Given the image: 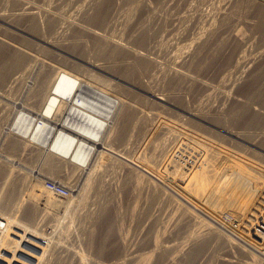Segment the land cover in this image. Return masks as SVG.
Returning a JSON list of instances; mask_svg holds the SVG:
<instances>
[{"label":"bare ground","instance_id":"bare-ground-1","mask_svg":"<svg viewBox=\"0 0 264 264\" xmlns=\"http://www.w3.org/2000/svg\"><path fill=\"white\" fill-rule=\"evenodd\" d=\"M174 1V0H173ZM179 1V0H178ZM188 0H180V4L181 2H187ZM229 3L233 2L232 4H234L235 0H228ZM237 1V0H236ZM239 1V0H238ZM236 2L239 3V2ZM242 2H246L248 3V7H249V12H250V8H252L254 6V9L257 8V10H259V15H261V17H264V0H240ZM152 0H50V1H46V0H0V88L5 89V90H9L10 91H15L16 94L17 92L21 93V91L24 90V94H26L27 98L25 97V100H22V104H18L16 106H19L18 109H16V111H14V115L12 116L14 118H12L13 120H10V128H8L7 133L8 134H13L14 140L11 141L10 143V147L11 149H16L18 147H26L30 144L35 147L32 148V150L37 151L40 155L43 156L44 158V163L43 160L41 161V163H43L45 165L46 168V173L42 175V177H39L34 180H32V183L35 182L37 185H39V187L33 183V185L36 186L35 190L39 188L38 193L35 196L34 201L32 202V205H30L31 208H29L30 210H28V213L26 214L28 217H26L28 220H35L34 219V214L36 213V210H42L41 206L45 203L49 204V200L50 198L54 197L56 195V197H59V195L57 196L56 192H53L52 190H50L47 186L46 183H44V178L47 177V175L51 172H54L53 169L55 168V164L56 162L58 163L59 166L65 167L67 166V164H71L72 168H70V171L65 173L67 174V176L69 177H74L76 174L82 175L80 174L82 171H89V168H93L95 167V165L97 164L96 162L99 160V158H102V154H106V155H111L112 157H114L117 162V160L120 162L119 164H122L123 167H127L131 172H135V170L137 171V169H139L138 171H140V168H142V165L138 164L136 161H133L132 159L126 158V156H123L122 154V150L123 149H119L118 147H123L125 146L124 144H126V142L128 141V138L130 140L131 137H129V125L131 126L132 124L134 125V128H136V131L139 133V135H144L145 136H149L152 133H162L165 130V133H176L179 132L180 130H182L181 132H183L184 129H187V132L185 135H181L182 138L183 136H186L184 138V147L185 148H190L191 144L193 142H191L190 140L192 139H196V140H201L203 139V137L197 136L194 133H192L186 126H191L190 122L189 125L187 124L186 126L184 125L183 122H172L169 123V121L165 122L162 120V122L160 125H157V127H153V126H147V125H151V123L146 124L147 120H148V115L145 114H141V115H137L138 112H140L139 110H141L142 108L139 109L136 108L134 111L132 110V105L135 102L134 100V96H133V92L132 90H140L144 91L145 93L151 95L154 98V101L156 103H172L173 105H175V102H181V100L179 99L180 97L177 96V94L175 93V91L182 89L183 86L186 85V83L191 82V84L194 87L199 88V90H203V92L206 93V96H210L212 94H215L213 92H215L217 90H219V97H220V101H222V105L224 106V103L229 102L232 106L234 107H239L237 109H239V112L241 111V109L244 107H249L252 109H258L260 107H256L255 105H259V103H262L260 105H264V77H258V73L260 72L261 68L264 67V51H259L258 50V54L256 55H252V54H245V55H240V54H236L235 56H233L232 58L230 57V60L228 61L229 63H227V65L224 67L225 70L228 71V73H226L224 76L221 75V72H219L216 75L217 82H211L210 80L213 79L211 78L209 79H205V77H201L199 75V73L193 74L192 71H190V67L192 68L191 65H195V68H202V56L206 55L203 54L205 52L206 49L209 45V35H212L211 33H209V35L206 37H204V35L202 34V32L198 31L199 34L197 36H195L192 40H190L189 42L183 43L184 40L187 39V31L185 32L184 30L180 29L181 31H183V33H179V36L181 34V38H179L180 40L177 41V43H174V39L173 41H171V37L173 38L174 36V29L172 28V30L169 32L167 31L168 29L165 28V25H168L167 18H162L161 14H160V10H165L167 9V7L170 5L169 2H171L170 0H154L153 3H151ZM206 2V1H205ZM217 2V1H216ZM215 2V3H216ZM241 2V3H242ZM175 3V2H174ZM173 3V4H174ZM224 3V2H223ZM240 3V4H241ZM12 4L13 6V10H11V12L7 11L6 7L7 5ZM180 4L176 5L179 6ZM185 4V3H184ZM188 4V2H187ZM245 4V3H244ZM230 5V4H229ZM247 5V4H245ZM66 6H68L69 8H65ZM172 6V2L171 5ZM182 6V5H181ZM211 6V5H210ZM227 6V5H226ZM234 6V5H233ZM231 6V8L233 7ZM236 6V5H235ZM239 6V5H238ZM242 6V4H241ZM241 6H239V8H241ZM229 7V6H228ZM227 7V8H228ZM237 7V6H236ZM235 7V8H236ZM247 7V8H248ZM172 8V7H171ZM221 8V7H220ZM234 8V9H235ZM238 8V10H239ZM244 7H242L243 9ZM246 8V9H247ZM12 9V8H11ZM128 9L129 10V14L128 16L124 17L123 13L124 10ZM225 9V8H224ZM230 9V8H228ZM233 9V8H232ZM231 9V10H232ZM242 9H240L242 11ZM245 9V10H246ZM126 10V11H128ZM188 10V9H187ZM239 11V12H241ZM247 11V10H246ZM255 11V10H253ZM174 12V11H173ZM192 12V11H191ZM201 12V11H200ZM226 13V10L224 11ZM222 12V13H224ZM238 11L235 12V14H238L240 16H242V14L237 13ZM243 12V11H242ZM163 13V12H162ZM188 13V12H187ZM214 13V12H213ZM230 13V12H229ZM227 12V14L230 17V20L232 21L233 18H235L236 16L233 15V13L229 14ZM248 13V12H247ZM246 13V14H247ZM126 14V13H125ZM169 14V13H168ZM206 14V13H205ZM258 14V12H257ZM180 15V14H179ZM178 15V16H179ZM215 15V14H214ZM224 15V16H225ZM231 15V16H230ZM182 16V15H181ZM180 16V17H181ZM185 16V15H184ZM190 16V15H189ZM244 16V15H243ZM177 17V16H175ZM186 17V16H185ZM201 14H194V16L192 17V15L189 17L190 19V24L193 25V23H195L196 20L200 21ZM203 17V16H202ZM223 17V16H222ZM226 17V16H225ZM223 17V18H225ZM246 17V16H244ZM243 17V19H244ZM184 18V17H183ZM232 18V19H231ZM237 18V17H236ZM175 19V18H174ZM172 19L170 22H173ZM180 19V18H179ZM188 19V18H187ZM218 19V18H217ZM222 19V18H221ZM227 19V17H226ZM225 19V20H226ZM229 19V18H228ZM240 19V17H239ZM259 19L261 20L262 18L259 17ZM177 20V19H176ZM182 20V19H180ZM188 20V21H189ZM195 20V21H193ZM225 20H223L225 22ZM241 20V19H240ZM246 20V19H244ZM248 20V19H247ZM259 20V21H260ZM178 21V20H177ZM191 21L193 23H191ZM198 21V22H199ZM214 21V20H211ZM256 21V20H255ZM264 21V20H263ZM99 23L98 27H96L97 25L95 24ZM169 22V21H168ZM179 22V21H178ZM203 22V21H202ZM217 22V20H216ZM228 22V21H227ZM226 22V23H227ZM234 22V21H233ZM251 22V21H250ZM93 23L95 24V26H93ZM167 23V24H166ZM181 23V22H180ZM184 23V22H183ZM182 23V24H183ZM187 23V22H186ZM204 23V22H203ZM206 23V22H205ZM212 23V22H210ZM230 23V22H228ZM227 23V24H228ZM172 24V23H171ZM188 24V23H187ZM214 24V22L212 23ZM212 24H210L211 26H213ZM235 24V23H234ZM185 25V23H184ZM216 25V24H215ZM221 25V24H220ZM226 25V24H225ZM174 26V25H173ZM179 26V25H178ZM187 26V25H186ZM195 26V24H194ZM197 26V25H196ZM202 26V25H201ZM205 26V25H203ZM209 26V24H208ZM227 26V25H226ZM231 26V25H230ZM229 26V27H230ZM167 27V26H166ZM169 27V26H168ZM189 27V26H188ZM219 27V26H218ZM234 27V26H233ZM246 27V26H245ZM263 27V26H262ZM191 28V26H190ZM189 28V29H190ZM194 28V27H193ZM197 28V27H195ZM209 28V27H208ZM211 28V27H210ZM221 28V27H220ZM226 28V27H225ZM236 28V27H235ZM235 34H234V38L235 41H237L239 44H244L247 39L246 36H244L243 30L242 28L240 29H235ZM184 29V27H183ZM188 29V28H187ZM188 29V30H189ZM200 29V28H199ZM214 29V28H213ZM217 29V27L215 28ZM228 29V28H227ZM233 29V28H232ZM231 29V30H232ZM261 29V28H260ZM166 30V31H165ZM177 30V29H176ZM206 30V28L204 29ZM208 30V29H207ZM230 30V29H229ZM230 30V32H231ZM259 30V29H258ZM264 30V29H263ZM165 31L166 34H164L163 36L167 37V35L169 36V40L170 42L174 43V45L172 46V48L169 46L168 49L169 51H165V44L163 41V44L161 45V47L164 45V54L162 55L161 52L162 50L159 49L160 47V42H161V38L162 36V32ZM180 31V32H181ZM217 31V30H215ZM189 32V31H188ZM210 32V31H209ZM213 33V35H215L216 32L211 31ZM219 33V32H218ZM217 33V34H218ZM234 33V32H233ZM208 34V33H207ZM223 34V33H222ZM249 34V33H248ZM173 35V36H172ZM176 35V34H175ZM195 35V33H194ZM221 35V34H220ZM171 36V37H170ZM231 36V37H232ZM261 36V35H260ZM163 37V38H164ZM165 37V38H166ZM177 38V37H176ZM211 39V36H210ZM214 39V38H213ZM229 39V38H228ZM89 40H91L93 42V44L95 45H90V46H95L96 49L101 51V56L102 58L97 59L95 62L91 61L90 63H88V65H90V69L92 68V70H98V71H102L104 73H106L107 75H109L111 77L110 78H106L103 76L98 75L97 73L93 72L92 70L89 69H85V68H78L77 66L75 67V69H68L66 67V62L57 57L60 54H57L59 52H66L68 51V49H70L71 47L77 45L82 47H86L89 43ZM168 40V39H167ZM167 40H165V43H169L166 42ZM90 41V42H91ZM230 41V40H229ZM256 41V40H255ZM236 42V43H237ZM228 43V42H226ZM262 43V42H261ZM92 44V43H91ZM256 44V43H255ZM159 45V46H158ZM169 45V44H168ZM171 45V43H170ZM226 45V44H225ZM231 45V44H230ZM236 45V44H235ZM241 46V45H239ZM248 46V45H247ZM252 46V45H251ZM264 46V45H263ZM214 47V46H213ZM210 48L213 50L214 48ZM237 47V45H236ZM260 47V46H258ZM76 48V47H75ZM192 48V49H191ZM219 48V47H217ZM221 48V47H220ZM231 48V47H230ZM85 51V49H84ZM91 51V50H90ZM99 51V52H100ZM210 51V50H209ZM212 52V51H211ZM215 52V51H214ZM246 53V51H245ZM254 53V52H253ZM210 54V53H208ZM212 54V53H211ZM242 54V53H241ZM263 55V58L261 60H257L258 56ZM207 56V55H206ZM231 56V55H230ZM205 57V56H204ZM220 57V56H219ZM222 57V56H221ZM89 58V57H88ZM161 58L163 59V61L161 60ZM211 58V57H210ZM81 60V59H80ZM88 60V59H87ZM84 60V61H87ZM164 60L166 62H164ZM205 60V58H204ZM207 60V59H206ZM75 61V60H74ZM83 61V60H82ZM90 61V60H89ZM219 62V61H218ZM208 63V61H207ZM217 63V62H216ZM225 64V63H224ZM208 66V65H207ZM215 66V65H214ZM222 66V65H221ZM87 67V66H85ZM204 67V65H203ZM211 67V66H209ZM231 67V68H230ZM228 68H230L228 70ZM193 69V68H192ZM194 70V69H193ZM198 70V69H197ZM207 69L205 68V71ZM223 70V69H222ZM223 70V71H225ZM264 70V69H263ZM204 71V70H203ZM208 71V70H207ZM212 71V70H211ZM194 72V71H193ZM198 72V71H197ZM217 72V71H216ZM202 73V72H201ZM237 76V78H233V81L230 80L231 77L229 76V74H234ZM205 74V73H204ZM208 74V73H207ZM263 74V73H262ZM202 75V74H201ZM242 75V76H241ZM261 75V74H260ZM206 76V75H205ZM210 76V75H209ZM263 76V75H262ZM156 77H161L165 80V82H167V88L163 89V92L160 93H155L152 86H151V82H153V79ZM230 77V78H228ZM239 77V78H238ZM210 78V77H209ZM262 78V79H261ZM157 79V78H156ZM160 80V79H159ZM244 80V81H243ZM243 81V85L242 82ZM155 82V81H154ZM160 83V82H159ZM158 83V84H159ZM190 84V85H191ZM155 85V84H154ZM153 85V86H154ZM158 86V85H157ZM155 86V87H157ZM160 86V84H159ZM154 87V88H155ZM132 88V89H131ZM156 89V88H155ZM159 90V88H157ZM235 89V94L231 93L233 90ZM162 90V88H161ZM14 92V93H15ZM216 92V94H217ZM3 93V92H2ZM19 93V94H20ZM175 93V94H174ZM184 93V92H183ZM4 94V93H3ZM7 94V93H6ZM11 96L13 95L10 92ZM18 94V95H19ZM202 94V93H201ZM232 94V95H231ZM15 95V94H14ZM200 95V94H199ZM6 96V95H5ZM23 96V95H21ZM20 96V97H21ZM25 96V95H24ZM205 96V95H204ZM216 96V95H215ZM182 97V96H181ZM184 97V96H183ZM200 97V96H199ZM209 97V98H210ZM6 98V97H5ZM14 98V97H11ZM201 98V97H200ZM203 98V97H202ZM206 98V97H205ZM9 99V98H8ZM24 99V98H23ZM188 99V98H187ZM215 99V98H214ZM210 100V99H209ZM217 100V99H216ZM1 101V100H0ZM14 101V100H13ZM17 101V100H16ZM144 102V101H142ZM210 102V101H209ZM212 102V101H211ZM215 102V101H214ZM15 103V102H14ZM141 103V102H140ZM2 104V101H1ZM6 104V102L4 103ZM16 104V103H15ZM206 104H208L206 102ZM181 105V104H180ZM204 105V104H203ZM217 105V104H216ZM221 105V104H220ZM221 105V106H222ZM227 105V104H226ZM5 106V105H4ZM8 106V105H7ZM182 106V105H181ZM210 106V105H209ZM228 106V105H227ZM230 106V105H229ZM161 107V106H160ZM231 108L233 109V112L235 110V108ZM219 108V107H218ZM217 108V106H210L209 110L206 109V112H199V113H193V112H189L188 110L186 111V113H188L189 115H197L198 118H200L203 121H205L206 123H211L213 121H218V123H220L219 121H221L222 115H224V111L223 112H219V109ZM230 109V107H227L226 109ZM241 108V109H240ZM243 108V109H244ZM263 108V107H262ZM5 109V108H4ZM7 109V108H6ZM139 109V110H138ZM225 109V106L224 108ZM225 109V111H226ZM242 109V112H243ZM8 110L12 111L11 109L8 108ZM15 110V109H13ZM208 110V112H207ZM222 110V109H221ZM220 110V111H221ZM253 110V111H254ZM261 110V109H259ZM7 111V110H6ZM202 111V110H201ZM252 111V110H250ZM262 111H264V109H262ZM16 112V113H15ZM238 112V111H237ZM249 112V110L247 111ZM256 112V111H255ZM261 112V111H259ZM7 114L10 112H6ZM160 113V112H159ZM162 113V112H161ZM252 113V112H249ZM257 115L260 116V114H258V112H256ZM12 114V113H11ZM140 114V113H139ZM158 114V113H157ZM227 114V113H225ZM232 112L230 113L229 116L236 114H232ZM240 114V113H239ZM238 114V115H239ZM1 115V114H0ZM4 115V112H3ZM164 115V114H163ZM243 115L245 117V114L243 112ZM242 115V116H243ZM251 116V114H247L246 116ZM256 115V114H255ZM252 116V120L259 121V118L257 115L256 116ZM262 115V114H261ZM10 116V115H9ZM160 116V114H159ZM248 116V117H249ZM263 116V115H262ZM261 116V117H262ZM5 117V116H4ZM3 117V118H4ZM7 117V116H6ZM138 117V122L134 121L136 118ZM161 117V116H160ZM167 117V116H165ZM188 117V116H187ZM233 117V116H232ZM241 117V116H240ZM239 117V118H240ZM243 117V118H244ZM264 117V116H263ZM11 118V117H10ZM154 118V116H153ZM168 118V117H167ZM223 118H225L223 116ZM222 118V119H223ZM231 118V117H230ZM236 118V117H235ZM242 118V117H241ZM246 118V117H245ZM244 118V119H245ZM5 119V118H4ZM2 119V120H4ZM8 119V118H6ZM5 119V120H6ZM139 119L142 121V123H139ZM160 119V118H158ZM188 119V118H187ZM193 119V118H192ZM248 118H246L245 120H247ZM256 119V120H255ZM4 120V121H5ZM154 120V119H153ZM153 120H151L153 122ZM169 120V119H168ZM195 120V119H194ZM224 120V119H223ZM222 120V122H223ZM226 120V119H225ZM233 120V118H232ZM239 121V119H237ZM262 120V118H261ZM7 123L9 122L8 120H6ZM5 121V122H6ZM159 121V120H158ZM184 121V120H183ZM193 121V120H192ZM234 121V120H233ZM236 121V120H235ZM242 121V120H241ZM244 121V120H243ZM242 121V122H243ZM149 122V121H148ZM155 122V121H154ZM159 122V123H160ZM200 122V121H199ZM225 122V121H224ZM250 122V121H249ZM249 122H247V124H249ZM144 123V124H143ZM194 123V121H193ZM198 125V122H196ZM205 123V125L207 126V124ZM264 122L262 121V124ZM155 124V123H153ZM216 124V123H215ZM221 124V123H220ZM227 124V123H225ZM220 125V127H222L223 125ZM259 127H260V121L259 123ZM261 124V125H262ZM156 125V124H155ZM194 125V124H193ZM201 124H199L198 127ZM204 125V124H203ZM204 125V126H205ZM217 125V124H216ZM245 125V124H244ZM189 126V128H191ZM219 126V125H218ZM228 126V125H227ZM225 126V127H227ZM247 125H245L246 127ZM258 126V125H257ZM264 126V125H263ZM198 127H195V129H200ZM209 126L206 127V130H208ZM217 127V128H220ZM224 127V126H223ZM224 127V128H225ZM258 127V128H259ZM131 128V127H130ZM202 128V127H201ZM223 128V129H224ZM264 128V127H263ZM193 129V127H192ZM203 129V128H202ZM202 129L201 132H202ZM211 129V128H210ZM214 128H212L211 130H213ZM226 129V128H225ZM262 129V127H261ZM205 130V132H206ZM227 130V129H226ZM185 131V130H184ZM198 132H200L199 130H196ZM216 131V130H215ZM231 131V130H230ZM197 132V133H198ZM204 132V131H203ZM204 132V134H205ZM208 132V131H207ZM233 132V131H232ZM243 132V131H241ZM249 132V131H248ZM247 132V134H248ZM177 133V134H179ZM196 133V132H195ZM210 133V131H209ZM216 133V132H215ZM214 132H212L211 137L214 138L213 134H215ZM237 133V132H236ZM244 133V132H243ZM242 133V134H243ZM250 133V132H249ZM259 133V132H258ZM262 133V132H261ZM264 133V130H263ZM262 133V134H263ZM11 134L9 135V137L11 136ZM173 134V135H174ZM202 134V133H201ZM230 134V133H229ZM162 135V134H161ZM206 135V134H205ZM216 135V134H215ZM231 135V134H230ZM239 135V134H237ZM246 135V133H245ZM8 136V135H7ZM217 136V135H216ZM221 136V135H220ZM234 136V135H233ZM241 136V135H240ZM244 136V135H243ZM251 137H253L252 135H250ZM264 135H260L259 137H261ZM141 137V136H139ZM175 137V136H174ZM210 137V136H209ZM246 137V136H245ZM249 136H247L246 138H248ZM250 137V138H251ZM257 137V135H255V138ZM4 138V137H3ZM146 138V137H145ZM142 138L140 139V141L144 142V139ZM161 138V137H160ZM158 138V139H160ZM169 138V137H168ZM173 138V137H172ZM262 138V137H261ZM178 139V138H177ZM259 139V138H258ZM264 139V138H263ZM156 140V139H155ZM164 140V139H163ZM251 140L253 141V139L251 138ZM256 140V139H255ZM262 140V139H261ZM6 141V140H5ZM131 141V140H130ZM193 141V140H192ZM202 141V140H201ZM220 141V140H219ZM260 141V140H258ZM264 141V140H263ZM9 142V141H7ZM118 145L117 147L113 146L114 143H117ZM132 142V141H131ZM142 142V143H143ZM154 142V141H152ZM216 142V141H215ZM255 142V141H254ZM257 142V141H256ZM3 143V142H2ZM27 143H30L27 145ZM138 143V142H137ZM182 143V142H181ZM205 143V142H204ZM222 143V142H221ZM224 143V142H223ZM228 143V142H227ZM234 143V142H233ZM260 143V142H259ZM264 143V142H263ZM4 144V143H3ZM150 144V143H149ZM174 144V143H173ZM201 144V142L199 143ZM256 144V143H253ZM8 145V144H7ZM115 145V144H114ZM127 145H129L127 143ZM140 145V144H139ZM175 145V144H174ZM202 145H204L202 143ZM212 145V144H210ZM209 145V146H210ZM226 145V144H225ZM250 145V144H249ZM252 145V144H251ZM260 145V144H259ZM262 145V144H261ZM152 146V144L150 145ZM158 146V145H157ZM213 146V145H212ZM227 146V145H226ZM232 146V145H231ZM139 147V146H138ZM145 147V145H144ZM176 147V145H175ZM204 147V146H203ZM208 147V145H207ZM235 147V145L233 146ZM231 147V148H233ZM30 148V149H31ZM118 148V149H117ZM124 148V147H123ZM141 148V147H140ZM139 148V149H140ZM150 148V147H149ZM152 148V147H151ZM210 148V147H209ZM208 148V149H209ZM220 148V147H219ZM10 149V150H11ZM25 148H23L24 150ZM29 149V148H28ZM127 149V147H126ZM147 149V147H146ZM153 149V148H152ZM170 149V148H167ZM196 149V148H195ZM235 149V148H234ZM237 149V148H236ZM239 149V148H238ZM237 149V150H238ZM18 150V149H16ZM125 150V149H124ZM143 150V149H142ZM141 150V153L143 152ZM149 150V149H148ZM151 150V149H150ZM194 150V149H193ZM221 150V151H220ZM219 153L221 155V158L218 157L217 158V162L219 159V162H224L228 159L229 156L228 155L230 152H228L226 149H221L220 148ZM255 150V149H254ZM2 151V150H1ZM21 151V150H20ZM34 151V152H35ZM132 151V150H131ZM145 151V149H144ZM197 151V149H196ZM199 151V150H198ZM241 151L243 152L242 148ZM3 152V151H2ZM121 154H120V153ZM150 152V151H148ZM152 152V150H151ZM200 152V151H199ZM198 152V153H199ZM240 152V151H238ZM255 152V151H253ZM13 153V152H12ZM37 153V154H38ZM131 153V152H130ZM192 153V152H191ZM204 153V152H203ZM228 153V154H227ZM21 154V153H20ZM31 154V153H30ZM127 154V153H125ZM154 154V153H153ZM217 154V153H216ZM231 154V153H230ZM246 154V153H244ZM248 154V153H247ZM255 154V153H252ZM2 155V154H0ZM39 155V156H40ZM147 155V154H146ZM209 155V154H208ZM212 155V154H210ZM232 155L236 156H241L240 154H237L236 152L233 153ZM250 155V153L248 154V156ZM9 156V155H8ZM32 156V155H31ZM42 156L40 158H42ZM131 156V155H130ZM148 156V155H147ZM174 156V155H173ZM196 156V155H195ZM207 156V155H205ZM247 156V155H245ZM252 156V155H251ZM257 156V155H256ZM6 157V156H5ZM146 157V156H145ZM172 157V156H171ZM212 157V156H211ZM10 158V157H9ZM16 158V157H15ZM39 158V157H38ZM40 158H39V162H40ZM151 158V156H150ZM153 158V157H152ZM155 158V156H154ZM173 158V157H172ZM186 157H184V154H178L177 158H173L171 160V162L168 164V174L173 175L172 177H177L178 179H184L182 178V176L186 175L185 173L187 172L186 170L188 169L189 165L191 164V159L189 160V158L187 160H185ZM215 158V157H214ZM213 158V159H214ZM251 158V157H250ZM262 158V157H260ZM264 158V157H263ZM262 158V159H263ZM14 159V158H13ZM37 159V158H36ZM231 159V157H230ZM238 159V157H237ZM252 159V158H251ZM256 161L257 159L254 158ZM253 159V160H254ZM261 159V160H262ZM6 160V159H5ZM3 160V162L5 161ZM112 160V158L110 159ZM114 160V159H113ZM112 160V161H113ZM145 160V158L143 159ZM199 160V159H198ZM210 162V159H208ZM216 160V159H215ZM236 160V158H235ZM238 160H243V159H238ZM249 160V159H248ZM264 160V159H263ZM101 161V160H99ZM114 161V162H115ZM148 161L153 162L151 159ZM228 162H230L229 160H227ZM259 161V160H258ZM8 162V159L7 161ZM5 162V164H7ZM150 162V163H151ZM214 162V161H211ZM216 162V163H217ZM234 161H231V164ZM241 162V161H240ZM239 162V163H240ZM246 161H244L245 163ZM248 162V161H247ZM263 162V161H262ZM11 162H9L8 164H10ZM60 163V164H59ZM63 163V164H62ZM65 163V164H64ZM109 163V162H108ZM148 163V162H147ZM214 163V164H216ZM251 167L255 168L256 171L252 168V170L255 171V175L254 174H249V172L247 171V167L246 169H241L240 171V175L239 177L246 178L245 180H247L249 178V176L251 177L250 179H252L253 177H255L256 182L257 179L259 178L257 172L263 173L264 172V166H262L261 164L257 163V162H248ZM264 163V162H263ZM100 164V163H99ZM96 165V166H100V165ZM118 164V166H119ZM145 164V163H144ZM196 164V163H195ZM202 164V163H201ZM208 164V163H206ZM205 164V165H206ZM211 165L212 167L214 166ZM234 164V163H233ZM30 165V164H29ZM57 165V164H56ZM121 165V166H122ZM154 165V164H153ZM244 165V164H243ZM246 165V163H245ZM8 166V165H7ZM23 166V165H22ZM102 166V165H101ZM100 166V168H101ZM196 166V165H195ZM217 166V164H216ZM220 166V165H219ZM237 166L241 168L240 164H237ZM9 167V166H8ZM12 167V166H11ZM32 167V166H31ZM36 167V165H35ZM57 167V166H56ZM97 167V168H98ZM145 167V166H143ZM198 167V166H197ZM205 167V166H202ZM215 167V166H214ZM218 167V166H217ZM13 168V167H12ZM11 168V169H12ZM44 168V169H45ZM60 169V167H58ZM67 168V167H65ZM64 168V169H65ZM107 168V167H106ZM105 168V169H106ZM149 168V167H148ZM194 168V167H193ZM200 168V167H198ZM228 168V167H227ZM231 168V167H229ZM244 168V166H243ZM41 169V168H40ZM43 169V168H42ZM43 169V170H44ZM57 169V168H55ZM58 169V170H59ZM72 169V170H71ZM124 169V168H123ZM214 169V168H213ZM222 169V168H221ZM9 170V169H8ZM14 170V169H13ZM11 170V172L13 171ZM95 170V169H94ZM100 170V169H99ZM103 170V169H102ZM215 170V169H214ZM214 170H212L214 172ZM227 171H229L228 169H226ZM234 170L232 173L235 172V168L231 169ZM20 171V170H19ZM25 171V170H24ZM57 171V170H56ZM55 171V172H56ZM84 171V173H85ZM92 171V170H91ZM115 171V170H114ZM145 171V169H144ZM143 171V172H144ZM191 171V170H190ZM200 171V170H199ZM217 171V170H215ZM239 171H236L237 173H239ZM5 172V165L4 163L0 164V174ZM41 172V171H40ZM87 172V171H86ZM100 172V171H99ZM141 171V173H143ZM147 172V171H146ZM203 172V171H202ZM235 172V173H236ZM24 173V172H23ZM29 173V172H28ZM62 173V172H61ZM70 173V174H69ZM95 173V171H94ZM103 173V171H102ZM101 173V174H102ZM139 174V172H137ZM136 173V174H137ZM220 172H218L219 174ZM223 173V172H222ZM221 173V174H222ZM225 173V171H224ZM236 173V174H237ZM20 174V173H19ZM30 174V173H29ZM90 174V173H89ZM88 174V176H89ZM145 174V173H144ZM149 176L150 173H147ZM193 174V173H192ZM196 174V173H195ZM211 169L210 167L207 169V175L208 177H211L209 175H211ZM215 174V173H214ZM228 174V173H227ZM26 175V174H25ZM31 175V174H30ZM56 175V173H55ZM63 175V174H62ZM93 175V174H92ZM99 175V174H98ZM97 175V176H98ZM112 175V174H111ZM151 175V174H150ZM156 176H158L157 174H155ZM205 175V174H204ZM220 175V174H219ZM233 175V174H232ZM230 175V176H232ZM22 175H20L21 177ZM52 176V175H51ZM57 176V175H56ZM59 176V175H58ZM109 176V175H108ZM130 176V175H129ZM134 176V175H132ZM142 176V175H141ZM144 176V175H143ZM155 176V177H156ZM189 176V175H188ZM214 176V175H213ZM218 176V175H217ZM260 176H264L262 174H260ZM5 177V176H4ZM18 177V176H17ZM30 177V176H29ZM55 177V176H54ZM68 177V178H69ZM81 177V176H79ZM140 177V176H139ZM139 177L136 179L139 181ZM152 177V175H151ZM150 177V178H151ZM171 177V178H172ZM174 177V180H175ZM205 177V176H204ZM221 177V175H220ZM237 177V176H236ZM24 178V177H23ZM56 178V177H55ZM59 178V177H58ZM65 178V177H64ZM67 178V179H68ZM77 178V177H76ZM90 178V177H89ZM111 178V177H110ZM161 178V177H160ZM159 178V179H160ZM201 178V177H200ZM238 178V177H237ZM261 178V177H260ZM25 179V178H24ZM46 179V178H45ZM52 179V177H51ZM95 179V178H94ZM149 179V178H147ZM152 179V178H151ZM158 179V180H159ZM187 179V177H186ZM194 179V178H193ZM192 179V180H193ZM214 179V178H212ZM215 179L216 178L215 176ZM221 179V178H220ZM29 180V179H28ZM48 180V178H47ZM56 180V179H55ZM63 180V179H62ZM78 180V179H77ZM76 180V181H77ZM110 180V179H109ZM143 180V179H142ZM150 180V179H149ZM153 180V179H152ZM156 180V179H155ZM153 180V182L155 181ZM156 180V181H158ZM207 182V179H205ZM236 180V179H234ZM243 180V179H242ZM253 180V179H252ZM2 181V180H1ZM23 181V180H22ZM21 181V182H22ZM27 181V180H26ZM25 181V182H26ZM30 181V180H29ZM46 181V180H45ZM127 181V180H126ZM163 181V180H162ZM165 181V180H164ZM209 181V180H208ZM217 181V180H216ZM219 181V180H218ZM248 181V180H247ZM247 181L245 183H247ZM103 182V181H102ZM105 182V181H104ZM141 182V181H140ZM152 182V181H151ZM159 182V181H158ZM205 182V181H204ZM205 182V183H206ZM214 182V181H213ZM212 183V186H214V184ZM230 182V180H229ZM232 182V181H231ZM230 182V183H231ZM241 182V181H239ZM239 182L238 185H239ZM243 182V183H244ZM253 182V181H252ZM251 182V183H252ZM68 183V182H67ZM138 183V182H137ZM166 183V182H165ZM164 183V185H165ZM192 183V182H191ZM203 183V182H202ZM217 183V182H215ZM219 183V182H218ZM236 183V184H237ZM70 184V183H69ZM128 184V183H127ZM156 184V182H155ZM161 184V183H160ZM163 184V183H162ZM167 184V183H166ZM195 184V183H193ZM221 184V183H220ZM250 184V182L248 183ZM255 184V183H254ZM3 185V184H2ZM5 185V184H4ZM15 185V184H14ZM68 185V184H67ZM87 185V184H86ZM208 184H206L207 186ZM211 185V184H210ZM219 185V184H218ZM229 185V184H228ZM246 185V184H245ZM244 185V186H245ZM253 185V183H252ZM8 186V185H7ZM22 186V185H21ZM28 186V185H27ZM32 186V185H30ZM85 186V185H84ZM102 186V185H101ZM107 186V185H106ZM161 187V185H159ZM163 186V185H162ZM190 186V185H189ZM209 186V185H208ZM220 186V185H219ZM244 186H240L241 188L243 187L242 190L236 189L237 191L239 190L238 193L236 194H231V196H233V202H238L239 200H245L248 201L252 198H248L249 194H251L252 190L248 187L247 189L244 188ZM68 187H70L68 185ZM87 187V186H86ZM146 187V186H145ZM157 187V186H156ZM168 187V186H167ZM171 187V186H170ZM236 187V186H235ZM256 187V186H255ZM252 186V188H255ZM78 188V187H77ZM89 188V187H88ZM100 188V187H99ZM138 188V187H137ZM173 188V187H172ZM201 188V187H200ZM205 188H209V187H205ZM213 188V187H212ZM238 188V187H237ZM258 188V187H257ZM256 188V189H257ZM261 188V187H260ZM4 189V187H3ZM34 189V188H33ZM32 189V190H33ZM71 189V188H70ZM69 189V190H70ZM74 189V188H72ZM80 189V187H79ZM161 189V188H160ZM162 189L164 190L165 187ZM169 189V188H168ZM2 190V189H1ZM8 190V189H7ZM6 190V191H7ZM30 190V189H29ZM31 190V191H32ZM172 190V189H171ZM188 190V189H187ZM193 190V189H192ZM263 190L259 189V191ZM94 191V190H93ZM109 191V190H108ZM147 191V190H146ZM173 191L175 192V190L173 189ZM200 191L202 192V189H200ZM207 190L205 189V192ZM214 191V189L212 190ZM233 191V190H232ZM255 190L253 189V192ZM258 191V189H257ZM258 191V192H259ZM262 191L260 193H257L258 195L262 193ZM17 192V191H16ZM28 192V191H27ZM26 192V193H27ZM30 192V191H29ZM86 192V191H85ZM107 192V191H106ZM126 192V191H125ZM140 192V191H139ZM171 192V191H169ZM198 192V191H197ZM35 195V192H33ZM110 193V192H109ZM143 193V192H142ZM176 193V192H175ZM203 193V192H202ZM199 193V194H202ZM212 193V192H211ZM209 193V194H211ZM234 193V192H233ZM255 193V192H254ZM252 193V195L254 194ZM2 194V193H1ZM13 194V193H12ZM28 194V193H27ZM26 194V195H27ZM174 194V193H173ZM176 194L179 195V197H182L180 200L184 199V205L182 207H186L185 209H187V213H189V215H191V218L193 216H195L197 219V221H199L198 219L200 218V223H204V224H208L211 228H208L210 230H208L209 232L213 230L214 228V232L216 231L220 234H224L223 237L220 234L219 239L221 240V238L224 239L225 244L229 243L230 245L235 244L234 247L238 246V251H240V254L242 255V253L244 254V256H246V258H242L241 260H244L243 264H261V262L264 261V245L261 244L259 241L262 239L264 240V234L261 235V237H257L258 239L260 238V240L258 241L256 237H253L251 234V236L247 235L245 236L243 234V236H239L235 234V231L233 232L232 229L234 228H239L242 226H246V228H253V226H255V219L257 218H253L252 216L246 218L242 217L241 219H237L234 218L231 222H226L225 220H223L222 222L217 219V212L215 213V210L217 209L216 204L214 206H212L211 208L208 206H204L202 203V205L200 203L197 202H193L191 201L188 197H186V195L184 193L181 192H177ZM256 194V195H257ZM31 195V194H30ZM29 195V196H30ZM84 195V194H83ZM100 195V194H99ZM190 195V194H189ZM204 195V194H203ZM255 195V194H254ZM253 195V196H254ZM263 195V194H262ZM261 195V196H262ZM3 196V195H2ZM71 196V195H70ZM78 196V195H77ZM93 196V194H92ZM114 196V195H113ZM156 196V195H155ZM158 196V195H157ZM165 196V195H164ZM167 196V195H166ZM175 196V195H174ZM197 196V195H196ZM200 198L202 197L201 195H199ZM206 197V195H204ZM203 196V197H204ZM212 196V195H209ZM252 196V197H253ZM62 197V195H61ZM65 197V196H64ZM69 196H67L68 198ZM83 197V196H82ZM110 197V196H109ZM140 197V196H139ZM169 197V196H168ZM192 197V196H191ZM230 197V196H229ZM251 197V195H250ZM255 197V196H254ZM263 197V196H262ZM261 197V198H262ZM12 198V197H11ZM21 198V197H20ZM78 198V197H77ZM96 198V197H95ZM173 198V197H171ZM227 198V197H226ZM256 198V197H255ZM254 198V199H255ZM264 198V197H263ZM262 198V199H263ZM56 199V198H55ZM66 199V198H65ZM74 199V198H73ZM196 200V198H194ZM204 199V198H202ZM225 199V198H224ZM231 199V197H230ZM260 199V198H259ZM23 200V199H22ZM33 200V199H32ZM53 200V199H51ZM50 200V202H51ZM58 200V199H57ZM63 200V198H62ZM113 200V199H111ZM159 200V199H157ZM156 200V201H157ZM165 200V199H164ZM168 200V199H167ZM172 200V199H171ZM201 200V199H200ZM3 201V200H2ZM31 201V200H30ZM56 201V200H55ZM54 201V202H55ZM60 201V199H59ZM58 201V202H59ZM65 201V200H64ZM70 203V200H68ZM82 201V200H81ZM169 201V200H168ZM183 201V200H182ZM211 201V200H210ZM222 201V200H220ZM229 200L228 203H230ZM253 201V199L251 200ZM257 201V205L260 204ZM9 202H10V198H9ZM63 202V201H62ZM60 201L59 204L62 203ZM115 202V201H114ZM138 202V201H137ZM163 202V201H162ZM165 202V201H164ZM170 202V201H169ZM250 202V201H249ZM261 202V200H260ZM263 202V201H262ZM1 203V201H0ZM12 203V202H11ZM10 203V204H11ZM21 203V202H20ZM25 203V202H24ZM65 204H67L66 202H64ZM82 203V202H81ZM91 203V202H90ZM158 203V202H157ZM160 203V202H159ZM166 203V202H165ZM183 203V202H182ZM209 203V202H206ZM241 203V202H240ZM239 203V204H240ZM244 204V202H242ZM247 203V202H246ZM251 203V202H250ZM53 204V202H52ZM73 204V202H72ZM107 204V203H106ZM175 204V203H174ZM180 204V202H179ZM233 204V203H231ZM238 204V203H237ZM235 204V205H237ZM254 205L256 204L253 203ZM253 204H248L251 209ZM4 205V204H3ZM8 205V204H7ZM19 205V204H18ZM25 205V204H24ZM27 205V204H26ZM55 205V204H54ZM53 205V206H54ZM57 205V203H56ZM69 205V204H68ZM156 205V204H155ZM161 205V204H160ZM206 205V204H205ZM209 205V204H208ZM221 205V203L219 204ZM227 205V204H226ZM242 205V204H241ZM246 205V204H245ZM244 205V206H245ZM252 205V206H250ZM264 205V204H262ZM62 206V205H61ZM60 206V207H61ZM70 206V205H69ZM67 206V207H69ZM113 206V205H112ZM131 206V205H130ZM165 206V205H164ZM173 206V205H172ZM171 206V207H172ZM5 207V206H3ZM8 206H6L7 208ZM19 207V206H18ZM52 207V206H49ZM59 206H57L58 209ZM86 207V206H85ZM162 207V206H161ZM230 207V206H229ZM242 207V206H241ZM247 206H245V208H248ZM9 208V207H8ZM7 208V210H8ZM55 208V207H54ZM65 208V207H63ZM103 208V207H102ZM180 208V207H179ZM225 208V207H224ZM223 208V209H224ZM228 208V207H227ZM231 208V207H230ZM243 208V207H242ZM244 208V209H245ZM264 208V207H263ZM5 209V208H4ZM18 209V208H17ZM72 209V208H71ZM79 209V208H78ZM100 209V208H99ZM105 209V208H103ZM129 209V208H128ZM166 209V208H165ZM169 209V208H168ZM226 209V208H225ZM235 209V208H234ZM255 208H253L254 210ZM258 211L261 209L257 208ZM255 209V210H256ZM20 210V209H19ZM47 209H44V211ZM53 210V209H52ZM64 210V209H63ZM66 210V209H65ZM70 210V209H69ZM178 210V208H177ZM236 210V209H235ZM240 210V209H239ZM238 210V212H240ZM243 210V209H242ZM264 210V209H263ZM15 211V210H14ZM12 210V213L14 212ZM18 211V210H17ZM50 211V210H49ZM49 211H47L49 213ZM60 211H62V209H60ZM79 211V210H78ZM96 212V210H94ZM103 211V210H102ZM169 211V210H168ZM173 211V210H172ZM183 211V209H182ZM181 211V212H182ZM185 211V210H184ZM225 211V210H223ZM229 211V210H228ZM233 211V210H232ZM245 213V210H243ZM241 211V212H243ZM257 211V210H256ZM254 211V212H256ZM20 212V211H19ZM44 212V213H47ZM52 212V211H51ZM57 212V211H56ZM67 212V211H66ZM162 216L164 214V211L162 210ZM167 212V210H166ZM180 212V211H179ZM219 212V209H218ZM235 212V211H234ZM252 212V211H251ZM54 213H55V209H54ZM88 213V212H87ZM122 213V212H121ZM120 213V214H121ZM125 213V212H124ZM127 213V212H126ZM129 213V212H128ZM173 213V212H172ZM183 213V212H182ZM181 213V214H182ZM257 213V212H256ZM255 213V214H256ZM3 214V213H2ZM10 214V213H9ZM38 214V213H36ZM35 214V215H36ZM53 214V213H52ZM81 214V213H80ZM85 214V213H84ZM171 214V213H170ZM179 214V213H178ZM184 214V213H183ZM182 217L184 218L185 216ZM186 214V211H185ZM219 214V213H218ZM237 214V213H236ZM241 214V213H240ZM254 214V213H253ZM1 215V214H0ZM13 215V214H12ZM15 215V213H14ZM48 215V214H45ZM88 215V214H87ZM99 215V214H98ZM130 215V214H129ZM135 215V214H134ZM141 215V214H140ZM242 214V216H245ZM4 216V215H3ZM68 216V215H67ZM111 216V215H110ZM161 216V215H160ZM166 216V215H165ZM168 216V215H167ZM172 216V214H171ZM181 216V215H180ZM237 216V215H236ZM239 216V215H238ZM256 216V215H254ZM5 217V216H4ZM16 217V216H15ZM36 217V216H35ZM42 217V216H41ZM87 217V216H86ZM100 217V216H99ZM102 217V216H101ZM122 217V216H121ZM131 217V216H130ZM136 217V216H135ZM142 217V216H141ZM188 217V215L186 216ZM227 217V216H226ZM240 217V216H239ZM12 218H14L12 216ZM37 218V217H36ZM55 218V217H54ZM106 218V217H105ZM127 218V217H126ZM177 218V217H176ZM180 218V217H179ZM11 219V218H10ZM26 219V220H27ZM38 219V218H37ZM65 219V218H64ZM125 219V218H124ZM157 219V218H156ZM166 219V218H165ZM187 220V218H184V220ZM208 219V220H207ZM2 220V219H0ZM16 220V219H15ZM21 220V219H20ZM96 220V219H95ZM120 220V219H119ZM139 220V219H138ZM170 220V219H169ZM182 220V219H181ZM186 220L184 222H186ZM190 220V217H189ZM207 220V221H206ZM7 221V220H6ZM64 221V220H63ZM114 221V220H113ZM124 221V220H123ZM127 221V220H126ZM142 221V220H141ZM167 221V220H166ZM170 221H174V220H170ZM191 221L193 222V220L187 221L188 223ZM11 222V221H10ZM22 222V221H20ZM26 222V221H25ZM36 222V221H35ZM146 222V221H145ZM149 222V221H148ZM155 222V221H154ZM158 222V221H157ZM160 222V220H159ZM206 222V223H205ZM15 223V222H14ZM17 223V222H16ZM75 223V222H74ZM115 223V222H114ZM143 223V222H142ZM169 223V221H168ZM174 223V222H173ZM177 223V221H176ZM194 224H197L195 222H193ZM192 223V224H193ZM199 223V222H198ZM199 223V224H200ZM7 224V223H6ZM11 224V223H10ZM22 224V223H21ZM38 224V223H37ZM81 224V222H80ZM130 224V223H129ZM155 224V223H154ZM157 224V223H156ZM160 224V223H159ZM175 224V223H174ZM178 224V223H177ZM174 225L173 227L176 228V226L178 225ZM184 224V223H183ZM203 224V225H204ZM1 225V224H0ZM19 225V224H18ZM25 225V224H24ZM60 225V224H59ZM122 225V224H121ZM139 225V223H138ZM150 225V224H149ZM158 225V224H157ZM201 225V224H200ZM202 225V226H203ZM204 225V229L205 226ZM208 225L206 226V228L208 227ZM22 226V225H21ZM31 226V225H30ZM70 226V225H69ZM151 226V225H150ZM155 226V225H154ZM198 226V225H197ZM201 226L200 229H202L203 227ZM258 226V224H257ZM1 227V226H0ZM7 227V226H6ZM9 227V226H8ZM15 227V226H14ZM28 227V225H27ZM37 227V226H36ZM62 227V226H61ZM84 227V226H83ZM167 227V226H166ZM192 227V226H190ZM5 228V227H4ZM31 228V227H30ZM67 228V227H66ZM94 228V227H93ZM98 228V227H97ZM144 228V227H143ZM153 228V227H152ZM178 228V227H177ZM180 228V227H179ZM196 228V227H195ZM195 228L193 230H195ZM14 229V228H13ZM26 229V228H25ZM58 229V228H57ZM157 229V228H155ZM162 229V228H161ZM160 229V230H161ZM199 229V228H198ZM198 229L196 231H198ZM202 229V233L204 234L205 230ZM212 229V230H211ZM16 230V229H15ZM14 230V231H15ZM20 230V229H18ZM91 230V229H90ZM95 230V229H94ZM154 231V228L152 229ZM151 230V231H152ZM239 230V229H237ZM236 230V231H237ZM7 231V230H6ZM26 231V230H24ZM23 231V232H24ZM28 231V230H27ZM30 231V230H29ZM77 231V230H76ZM106 231V230H105ZM111 231V229H110ZM146 231V230H145ZM149 231V228H148ZM166 231V230H165ZM168 231V230H167ZM188 231V230H187ZM200 231V230H199ZM198 233L201 234V231ZM204 231V232H203ZM207 231V230H206ZM5 232V231H4ZM20 232V231H18ZM22 232V234H24ZM91 232V231H90ZM97 232V231H96ZM108 232V231H107ZM180 232V231H179ZM184 232V231H183ZM207 232V233H209ZM242 233L241 229L239 230V233ZM244 232V231H243ZM247 232V231H246ZM8 233V232H7ZM12 233V232H11ZM81 233V232H80ZM113 233V232H112ZM122 233V232H121ZM151 233V232H150ZM162 233V232H161ZM171 233V232H170ZM191 233V232H190ZM193 233V232H192ZM197 233V232H196ZM205 233V234H207ZM212 233V232H210ZM209 233V235H210ZM217 233V237L218 234ZM249 233V232H248ZM13 234V233H12ZM28 234V233H27ZM40 234V233H39ZM38 234V235H39ZM109 234V233H108ZM119 234V233H118ZM152 234V233H151ZM157 234V233H156ZM154 234V235H156ZM164 234V232H163ZM184 234V233H183ZM188 234V233H187ZM202 234V235H203ZM204 234V235H205ZM247 234V233H246ZM15 235V234H14ZM31 235V234H30ZM37 235V234H36ZM41 235V234H40ZM39 235V236H40ZM62 235V233H61ZM73 235V234H72ZM122 235V234H121ZM153 235V237H154ZM160 235V234H159ZM153 239L152 236L151 239L148 235V237L145 236V238H149L147 240H149L148 242H151L150 240L154 241V245L157 246L156 248L159 249L158 245H159V241L161 239H158L159 236ZM172 235V234H171ZM255 235V234H254ZM10 236V235H8ZM7 236V237H8ZM29 236V234H28ZM35 236V235H34ZM91 236V235H90ZM99 236V235H98ZM183 236V235H182ZM187 237V241L188 239L190 240V235H185ZM189 236V237H188ZM193 236V235H192ZM191 236V240L194 239L196 236V239L199 237L200 235H195L194 237ZM207 236V235H205ZM205 236H203V238H205ZM212 236V235H211ZM256 236V235H255ZM258 236V235H257ZM32 237V236H31ZM42 237V236H41ZM111 237V235H110ZM202 237V236H200ZM214 239L216 238L213 235ZM210 238V236L207 238H210L211 240L215 241L214 239ZM14 238V237H13ZM18 238V237H17ZM20 238V237H19ZM23 240L24 237L22 236ZM74 238V236H73ZM104 238V237H103ZM119 238V237H118ZM144 238V241L147 242V240ZM165 238V237H163ZM170 238V236L168 237ZM168 238L163 239L165 242L168 241ZM173 238V237H172ZM2 239V238H1ZM28 239V238H27ZM26 239V240H27ZM40 239V238H39ZM47 239V238H46ZM94 239V238H93ZM120 239V238H119ZM182 239V238H181ZM186 239V238H184ZM10 240V238H9ZM17 240V239H16ZM31 240V239H30ZM33 240V239H32ZM35 240V239H34ZM54 240V239H53ZM61 240V239H60ZM63 240V239H62ZM90 240V239H89ZM159 240V241H158ZM162 240V243H163ZM174 240V239H173ZM176 240H178L177 238L175 239V244L174 241H172L174 245L177 244ZM219 240V241H220ZM13 241V240H11ZM51 241V240H50ZM49 241V244H51ZM139 241V240H138ZM142 241V240H141ZM183 240L180 241V243ZM184 241V242H185ZM200 241L203 242V239ZM207 240H204V243L207 245L206 243ZM218 241V240H217ZM24 242V241H23ZM26 242V241H25ZM38 242V241H36ZM35 242V244H37ZM91 242V241H90ZM125 242V240L123 241ZM159 242V243H158ZM164 242V243H165ZM186 242V243H187ZM209 242V241H207ZM223 242V241H221ZM219 242V243H221ZM262 242V241H261ZM16 243V242H14ZM41 243V241H40ZM38 243V244H40ZM48 243V241H47ZM71 243V242H70ZM100 243V242H99ZM106 243V241H105ZM141 243V242H140ZM168 243V242H167ZM179 243V241H178ZM185 243V244H186ZM191 242H189L190 245ZM193 243H196L195 240L193 241ZM200 242L198 241L197 244L199 245L198 247L200 248L201 245L199 244ZM212 243V242H211ZM216 243V242H215ZM1 244V243H0ZM12 244V243H11ZM18 244V243H17ZM32 244V243H31ZM45 244V243H44ZM53 244V242H52ZM88 244L89 241H88ZM87 244V245H88ZM102 244V243H100ZM116 244V243H115ZM142 244L143 241H142ZM141 244V245H142ZM148 244V243H147ZM152 244V243H151ZM149 243V245H151ZM166 244V243H165ZM183 244V242L181 243ZM181 244H179L181 246ZM196 244V245H197ZM210 244V243H209ZM208 244V245H209ZM224 244V243H223ZM222 247H227L223 246ZM228 244V246H230ZM10 245V243H9ZM21 245V244H20ZM19 245V247H20ZM47 245V244H46ZM55 245V244H54ZM73 245V244H72ZM108 245V244H107ZM147 245V246H149ZM153 245V247H154ZM178 245V244H177ZM176 245V246H177ZM188 245V243H187ZM192 245V244H191ZM194 246L195 248L197 246ZM207 245V246H208ZM212 245V244H211ZM217 245V244H216ZM220 245V244H219ZM11 246V245H10ZM14 246V245H13ZM49 246V245H47ZM122 246V245H121ZM161 246V243H160ZM171 246V242L170 245H166L163 246L164 248L167 247L166 249H168V247L170 248ZM179 246V247H180ZM185 246V245H184ZM183 246V248H184ZM9 247V246H8ZM23 247V246H22ZM36 247V246H35ZM39 247V246H38ZM44 247V245H43ZM46 247V246H45ZM96 247V246H95ZM136 247L139 248V246L137 245ZM135 248H132V250H130L128 252V254H125L124 259L122 258V256H119V258L121 257L122 261L121 262H117L114 264H145L147 262L150 263L152 262L151 260L155 259L154 257H152L153 254L148 253L146 255V257H143L141 255V253L139 254ZM152 247V246H150ZM149 247V248H150ZM162 247V248H163ZM173 245H172V250H173ZM187 246H185L186 248ZM191 247V246H188ZM193 247V246H192ZM191 247V248H192ZM202 247V246H201ZM205 247V246H203ZM221 247V246H220ZM3 248V247H2ZM14 247H12L13 249ZM71 248V247H70ZM85 248V247H84ZM102 248V247H101ZM142 248V247H141ZM141 248L138 249L139 251H141ZM148 248V247H147ZM175 248V247H174ZM178 248V247H177ZM182 248V247H180ZM184 248V249H185ZM207 249V247H205ZM204 248V249H205ZM210 248V245H209ZM208 248V249H209ZM229 248V247H228ZM231 249L233 248L230 247ZM1 249V248H0ZM25 249V248H24ZM35 249V248H34ZM49 249V248H48ZM56 249V248H55ZM79 249V248H78ZM112 249V248H111ZM124 249V248H123ZM155 249V247H154ZM153 249V250H154ZM161 249V248H160ZM159 249V251H160ZM193 252H194V248ZM197 249V248H196ZM201 249V248H200ZM205 249V250H206ZM207 249V250H208ZM212 249V248H211ZM210 249V250H211ZM216 249V248H215ZM219 249V248H218ZM229 249V250H231ZM235 249V248H233ZM232 252L236 250H233ZM67 250V249H66ZM84 250V249H83ZM82 250V251H83ZM117 250V249H116ZM146 250V249H145ZM169 250V249H168ZM171 250V249H170ZM178 250V249H177ZM180 250L179 249L177 254H182L180 256L183 257V253H179ZM187 253V249H185ZM191 250V249H190ZM202 252L206 253V251H204L203 249H201ZM200 250V252H201ZM217 250V249H216ZM228 250V249H227ZM225 251L226 253H229L228 251ZM25 251V250H22ZM34 251V250H33ZM48 251V250H46ZM55 251V250H54ZM61 251V250H60ZM72 251V250H71ZM101 251V250H100ZM99 251V252H100ZM148 251L150 252V250L148 249ZM155 249V252H158ZM163 251H165L163 249ZM176 251V250H175ZM198 251V249H197ZM220 251V250H219ZM223 251V250H222ZM30 252V251H28ZM39 252V251H38ZM84 252V251H83ZM123 252V251H122ZM147 252V251H145ZM154 252V251H153ZM154 252V253H155ZM162 252V251H161ZM167 252V251H165ZM164 252V253H165ZM174 252V250H173ZM177 252V251H176ZM193 252H189V253H193ZM208 252V251H207ZM214 252V251H213ZM221 252V251H220ZM223 251L222 254L225 253ZM242 252V253H241ZM27 253V252H26ZM105 253V252H103ZM108 253V252H107ZM163 253V252H162ZM161 253V254H162ZM170 253V252H169ZM188 253V254H189ZM202 254V257H204L203 255H207V254ZM211 253V252H210ZM225 253V254H226ZM13 254V253H12ZM11 254V255H12ZM17 254V253H16ZM22 254V252H21ZM36 254V253H35ZM74 254V253H73ZM160 254V253H159ZM167 254V253H166ZM165 254V255H166ZM170 254H173L172 252ZM197 254V253H196ZM196 254H193L194 256ZM199 254V253H198ZM201 254V253H200ZM238 254V252H237ZM10 255V256H11ZM28 255V254H27ZM26 255V256H27ZM31 255V254H29ZM39 255V254H38ZM95 255V254H94ZM102 255V254H101ZM164 255V254H163ZM162 255V256H163ZM169 255V254H167ZM166 255V256H167ZM176 255V254H175ZM190 255V254H189ZM221 255V254H220ZM228 255V254H227ZM227 255H224V257ZM231 254L229 253V256ZM235 255V254H234ZM239 255V256H241ZM9 256V257H10ZM25 256V255H23ZM36 256V255H35ZM48 256V255H47ZM93 256V254H92ZM142 256V257H141ZM178 255H176V258L179 259V257H177ZM187 257V254L184 255ZM192 256V254H191ZM222 256V255H221ZM220 256V257H221ZM236 256V255H235ZM238 256V255H237ZM34 257V255H33ZM32 257V258H33ZM62 257V256H61ZM72 257V256H71ZM79 257V255H78ZM84 257V256H82ZM168 257V256H167ZM170 259L171 256L169 255ZM168 257V261L170 260ZM193 257V256H192ZM196 257V256H195ZM194 257V258H195ZM198 256L197 260H202L201 258ZM207 257V256H206ZM219 257V255L217 256ZM216 258L217 260L220 259ZM232 257H234L232 255ZM242 257V256H241ZM75 258V256H74ZM73 258V259H74ZM116 258V257H114ZM158 258V257H156ZM173 258V257H172ZM192 258V259H194ZM200 258V259H199ZM214 258V259H215ZM222 258V257H221ZM237 258V257H236ZM236 258H232V259H236ZM239 258V257H238ZM8 259V258H7ZM10 259V258H9ZM28 259V257H27ZM33 259L36 260V258L34 257ZM40 259V258H39ZM80 260H78V264H82V258H79ZM165 259V258H164ZM185 258H183L184 260ZM189 259V257H188ZM191 259V258H190ZM191 259V260H192ZM215 259V260H216ZM230 259L229 257L224 258L225 263H221L220 264H234L237 263L234 260ZM250 259V260H249ZM12 259H10L11 261ZM32 260V259H31ZM38 260V259H37ZM77 260V257H76ZM86 260V259H85ZM113 260V259H112ZM117 260V259H116ZM160 260V258H159ZM158 260V261H159ZM172 260V259H171ZM170 260V262H171ZM175 260V257H174ZM173 260V261H174ZM187 260V258H186ZM195 260V259H194ZM192 260V262L194 261ZM220 260H223L220 259ZM15 261V260H14ZM19 261V260H18ZM28 261V260H27ZM34 261V260H32ZM41 261V260H40ZM57 261V260H56ZM141 261V263H139ZM156 259L154 260L153 263H155ZM157 261V262H158ZM172 261V263L174 264V262ZM182 261V259H181ZM203 261V260H202ZM237 261V259H236ZM8 262V260H7ZM21 262V260H20ZM23 262V261H22ZM39 262V261H38ZM66 262V261H65ZM70 262V261H69ZM86 262V261H84ZM114 262V261H113ZM165 262V261H164ZM184 262V261H183ZM182 262V263H183ZM188 264V261H186ZM190 263H192L189 260ZM197 262V261H196ZM196 262H194L196 264ZM212 262V261H211ZM214 262V261H213ZM2 263V262H1ZM19 263V262H18ZM44 263V262H43ZM54 263V262H52ZM76 263V264H77ZM97 263V262H96ZM166 263H167V259H166ZM177 264V262H175ZM198 263V262H197ZM207 263V262H206ZM239 263V260H238ZM237 263V264H238ZM25 264V263H24ZM39 264V263H38ZM64 264V263H63ZM69 264V263H68ZM84 264V263H83ZM98 264V263H97ZM161 264V263H160ZM165 264V263H164ZM169 264V263H168ZM180 264V263H179ZM193 264V263H192ZM210 264V263H209ZM219 264V263H218Z\"/></svg>","mask_w":264,"mask_h":264},{"label":"rangeland","instance_id":"rangeland-1","mask_svg":"<svg viewBox=\"0 0 264 264\" xmlns=\"http://www.w3.org/2000/svg\"><path fill=\"white\" fill-rule=\"evenodd\" d=\"M46 1H50V0H46ZM52 1V0H51ZM172 2V6L171 5V2L170 5L167 7V9L165 10H160V14L162 15L161 17L162 18H167L168 21V25H165V28L168 29L167 31H171L172 28L174 29V36L173 38L171 37V41H173L174 37V43H177V41H179L181 38V34L183 33V31H181L180 29L182 30H186L185 32L187 33V39L183 41V43H186V42H189L190 40H192L195 36H197L199 34V32L201 31L202 34L204 35V37L208 36L209 33H211L212 35H209V46L207 48L209 49H206L205 52L203 54H206V55H203L202 57V68L200 69L199 67L198 68H195V65H191V67L189 68L190 71H192L193 74H196L199 73V75L201 77H205V79H211L210 81L211 82H217V79L216 78V75L221 72V75H225L226 73H228L227 70L224 69V67L227 65V63H229L228 61L230 60V57L232 58L233 56H235L236 54H240V55H245V54H252V55H256L258 54V50L259 51H264V17H261V15H259V10H257V8L254 9V6L252 8H250V12H249V7H248V3L246 2H242V1H238L239 3L236 4V0L234 1L235 3L232 4L233 2H230L228 0H188V4L187 2H181L180 4V0H170ZM206 1V2H205ZM217 1V2H216ZM154 0H152L151 3H153ZM175 2V3H174ZM216 2V3H215ZM224 2V3H223ZM242 2V3H241ZM174 3V4H173ZM185 3V4H184ZM242 6H241V4ZM247 5H245V4ZM180 4L179 6H176ZM230 4V5H229ZM182 5V6H181ZM211 5V6H210ZM227 5V6H226ZM234 5V6H233ZM237 7H236V6ZM241 6V8H239V6ZM13 5L12 4H9L7 5L6 9L7 11L11 12V10H13ZM229 6V7H228ZM231 6H233L231 8ZM172 7V8H171ZM221 7V8H220ZM230 9H228V8ZM236 7V8H235ZM242 7H244L242 9ZM248 7V8H247ZM12 8V9H11ZM65 8H69L68 6H66ZM225 8V9H224ZM235 8V9H234ZM239 8V10H238ZM247 8V9H246ZM188 9V10H187ZM232 9V10H231ZM242 9V11L240 10ZM247 11H246V10ZM128 9H125L124 10V13H123V16L126 17L128 16V11H126ZM226 10V13L224 12ZM255 10V11H253ZM174 11V12H173ZM192 11V12H191ZM201 11V12H200ZM238 11L237 13H241L242 16L238 15V14H235V12ZM241 11V12H239ZM163 12V13H162ZM188 12V13H187ZM214 12V13H213ZM224 12V13H222ZM227 12L229 13H233V15H235L236 17L235 18H231L232 21L230 20V17L228 15H225L227 14ZM248 12V13H247ZM258 12V14H257ZM126 13V14H125ZM169 13V14H168ZM201 14V17L199 18V20H193L195 21V23H193L191 21L192 24H190V16L192 15V17L194 16V14ZM206 13V14H205ZM229 13V14H230ZM247 13V14H246ZM180 14V15H179ZM215 14V15H214ZM126 15V16H125ZM179 15V16H178ZM182 15V16H181ZM186 17H185V16ZM190 15V16H189ZM227 19H226V17ZM246 17H244V16ZM177 16V17H175ZM181 16V17H180ZM203 16V17H202ZM225 18H223V17ZM231 16V15H230ZM184 17V18H183ZM240 17V19H239ZM246 19L244 20L243 19ZM262 18L261 20L259 19ZM175 18V19H174ZM182 20H180V19ZM188 18V19H187ZM218 18V19H217ZM222 18V19H221ZM229 18V19H228ZM172 19L173 22H170ZM179 21H177V20ZM226 19V20H225ZM248 19V20H247ZM166 20V19H165ZM189 20V21H188ZM211 20H214V21H211ZM217 20V22H216ZM225 20V22L223 21ZM256 20V21H255ZM260 20V21H259ZM199 21V22H198ZM204 23H203V22ZM230 23H228V22ZM234 21V22H233ZM251 21V22H250ZM181 22V23H180ZM185 25H184V23ZM188 24H187V23ZM206 22V23H205ZM210 22H214V24L210 23ZM228 24H227V23ZM166 23V24H167ZM172 23V24H171ZM183 23V24H182ZM235 23V24H234ZM96 24V22H95ZM95 24L93 23V26H95ZM99 23H97L96 27H98ZM195 24V26H194ZM209 24V26H208ZM210 24H212L213 26H211ZM216 24V25H215ZM221 24V25H220ZM227 26H226V25ZM174 25V26H173ZM179 25V26H178ZM187 25V26H186ZM197 25V26H196ZM202 25V26H201ZM205 25V26H203ZM231 25V26H230ZM167 26V27H166ZM169 26V27H168ZM189 26V27H188ZM191 26V28H190ZM219 26V27H218ZM230 26V27H229ZM234 26V27H233ZM246 26V27H245ZM263 26V27H262ZM184 27V29H183ZM194 27V28H193ZM197 27V28H195ZM209 27V28H208ZM211 27V28H210ZM217 27V29H215ZM221 27V28H220ZM226 27V28H225ZM236 27V28H235ZM189 30H188V29ZM200 28V29H199ZM206 28V30H204ZM214 28V29H213ZM228 28V29H227ZM233 28V29H232ZM235 29H241L242 28V31L244 33V36H246V39L247 41L242 45V44H239L237 41H235V38L233 37L234 34H235ZM261 28V29H260ZM171 29V30H170ZM177 29V30H176ZM208 29V30H207ZM231 32H230V30ZM259 29V30H258ZM179 30V31H178ZM217 30V31H215ZM166 31V30H165ZM163 31L162 32V36L164 34H166V32ZM178 31L180 34L179 36V33L176 32ZM181 31V32H180ZM189 31V32H188ZM199 31V32H198ZM210 31V32H209ZM211 31H214L216 32L215 35H213V33ZM219 32V33H218ZM234 32V33H233ZM195 33V35H194ZM208 33V34H207ZM218 33V34H217ZM223 33V34H222ZM249 33V34H248ZM221 34V35H220ZM233 35V36H232ZM261 35V36H260ZM210 36H211V39H210ZM232 36V37H231ZM164 37V36H163ZM161 38V42H160V47L159 49L162 50L161 54L163 55L164 54V50L167 52L169 51L168 48L169 46L172 48V46L174 45V43L170 42L169 40V36L165 35L164 38ZM177 37V38H176ZM179 37V38H178ZM214 38V39H213ZM229 38V39H228ZM164 41V44H165V49L163 50L164 48V45L161 47V45L163 44V41ZM168 39V40H167ZM165 40H167L166 42H169L168 44L165 43ZM230 40V41H229ZM256 40V41H255ZM89 40V43L86 47H82L78 45H75L73 47H71L70 49H68V51L66 52H59L57 54H60L59 58L63 59L65 62H66V67L68 69H75V67L77 66L78 68H85V69H89V70H92V68L90 69V65H88L87 62H95L97 59H100L102 58L101 56V51L96 49L95 46H90V45H95L93 44V42ZM186 41V42H185ZM228 42V43H226ZM237 42V43H236ZM262 42V43H261ZM92 43V44H91ZM171 43V45H170ZM256 43V44H255ZM226 44V45H225ZM231 44V45H230ZM237 47H236V45ZM210 45H211V48L213 47L214 49L212 50L210 48ZM241 45V46H239ZM248 45V46H247ZM252 45V46H251ZM159 46V45H158ZM260 46V47H258ZM76 47V48H75ZM219 47V48H217ZM221 47V48H220ZM231 47V48H230ZM168 48V49H167ZM85 49V51H84ZM192 49V48H191ZM91 50V51H90ZM171 50V49H170ZM210 50V51H209ZM100 51V52H99ZM212 51V52H211ZM215 51V52H214ZM246 51V53H245ZM254 52V53H253ZM257 52V53H256ZM210 53V54H208ZM212 53V54H211ZM242 53V54H241ZM256 53V54H255ZM264 54V53H263ZM231 55V56H230ZM205 56V57H204ZM220 56V57H219ZM222 56V57H221ZM89 57V58H88ZM211 57V58H210ZM263 58V55H259L257 60H261ZM205 58V60H204ZM261 58V59H260ZM81 59V60H80ZM88 59V60H87ZM207 59V60H206ZM75 60V61H74ZM83 60V61H82ZM84 60H87V61H84ZM90 60V61H89ZM161 60L163 61V59L161 58ZM208 61V63H207ZM219 61V62H218ZM164 62H166L164 60ZM217 62V63H216ZM225 63V64H224ZM204 65V67H203ZM208 65V66H207ZM215 65V66H214ZM222 65V66H221ZM87 66V67H85ZM211 66V67H209ZM205 68L208 70L205 71ZM231 68V67H230ZM228 68V70L230 69ZM198 69V70H197ZM225 71H223V70ZM264 67L261 68L260 72L257 74L258 77H264ZM204 70V71H203ZM212 70V71H211ZM93 72L97 73L98 75L100 76H103V77H106V78H110L111 77L109 75H107L106 73L102 72V71H98V70H92ZM194 71V72H193ZM198 71V72H197ZM217 71V72H216ZM202 72V73H201ZM205 73V74H204ZM208 73V74H207ZM263 73V74H262ZM202 74V75H201ZM261 74V75H260ZM206 75V76H205ZM210 75V76H209ZM223 75V76H224ZM232 75V77H231ZM263 75V76H262ZM229 76L231 77L230 80L233 81V78H237V76L234 74H229ZM242 76V75H241ZM210 77V78H209ZM228 77V78H230ZM157 78V79H156ZM153 79V82H151V86L154 90L155 93H160V92H163V89L164 88H167V82H165V80L161 77H156ZM239 78V77H238ZM261 78V79H262ZM160 79V80H159ZM155 81V82H154ZM244 81V80H243ZM243 81L241 82L242 85L244 84ZM160 82V83H159ZM160 86H159V84ZM155 84V85H154ZM191 82H188L186 83L185 86H183L182 89H179L177 91H175V93L177 94L178 97H180L179 99L181 100V102H178L176 101L175 102V105H173V102L172 103H156L154 101V98L145 93L144 91H141L139 92V90H132L133 92V96H134V100L135 102L133 103L132 105V110L134 111L136 108L139 107L142 108L141 110H139L140 112H138V116L141 115V114H145V115H148V120H147V123L146 124H149L151 123V125H147V126H153V127H157V125H160L163 121L165 122L166 121H169V123L172 122H176V121H179V122H183L184 125L186 126L187 124L189 125V123L187 122H190L191 124V128H189V126H186L192 133H194L195 135L197 136H200V137H203V139L201 140H196V139H192L190 140L191 142H193L191 144V147L190 148H185L184 147V138L186 136H183L182 138V134L185 135L186 132H187V129H184L183 132H181L182 130H180V133L179 132H176L175 134L172 133H165V130L161 133H152L151 135L149 136H145L144 135H139V133L136 131V128H134V125L132 124L131 126L129 125V138H128V141L126 142V144H124L125 146H123L122 148L121 147H118L120 150L123 149L121 152L123 154V156H126V158H129V159H132L133 161H136L138 164L142 165V168H140V171H138L139 169H137V171L135 170V172H129L130 170L127 168V167H123L122 164H119L120 162L117 160V162L115 161L116 159L114 157H112L111 155H106V154H102V158H99V160L101 161H97L96 165H99L100 166H96L94 167V169L92 168H89V171L88 170H84L82 171L80 174L82 175H79V174H76L74 177H69L67 176V172L70 171V168H72L71 164H67V168L63 167L61 168V166L58 165V163L56 162L55 164V168L57 169H53L54 172H51L47 175V177L44 178V183H46L47 181H56V182H59L63 185H65L66 187H68V185L70 187H68L70 190H69V197L67 198V196L64 197V195H59L57 194V196L59 195V197H56V195L51 199V202L49 200V204L45 203L46 205H42L41 206V209L39 208V210H36V213L38 214H34V219L35 220H28L26 217H28L26 214L28 213V210H30L29 208L30 205H32V202L35 200L34 198L36 197V194L38 193L39 191V188L35 190L36 186L33 185L36 184L35 182L32 183V180L39 178V177H42L43 174H45L46 172V168H45V161H44V158L42 155H40L37 151L35 150H32V148H35L33 147L30 143H27L30 144V146L28 145L27 148L26 147H23L25 148L23 150V148L21 147H18L16 149H11L10 147V143L12 140H14V138H17V137H14L12 138L14 135L11 134V136L9 137L10 134L9 133V130L8 128H10V120H13L12 116H15L13 113L14 111H16V109L19 108V106H16L18 104H22V100H25V97L27 98L26 94L22 93L24 92L21 91V93L19 94L17 92L14 93L13 91H10L13 95L11 96L10 92H8L9 90H5V89H2L0 88V100L2 101V104H1V101H0V164L4 163L5 165V172L1 173L0 174V264H76L78 262V260H80L79 258H82V261L84 264H114V263H117V262H121L124 257H125V254L132 250V248H135L137 245L139 246L136 247V250L137 252L140 254L141 252V255L143 257H146L145 254H143V251L144 253H146V255L148 253L150 254H153L152 257H154L156 259L155 263L153 264H173L172 261L174 260V257H175V260L173 261L174 264H176L175 262H177V264H187L186 261H188V264H195L194 262H196V264H220V261L221 263H225L224 261V258H227L229 257L230 259L232 258H236V259H232L233 260V263H234V260L235 262L238 263V260H239V263L238 264H243L244 260H241L243 257L246 258V256H244V254L242 253V255L240 254V251H238V246L237 247H234L235 244H232L230 245L229 243L225 244V241H224V237L223 235L224 234H221L222 236H220V234L216 231L215 233H213L215 230L213 228L212 233H210L208 230V228H211L208 224V227L206 228V224L204 223H200V218L198 219L199 221H197V219H195L196 217L193 216L191 218V215H189V213H187V209H185L186 207H182L183 204H184V199L180 200L182 197H179L178 194H176L177 192H181V193H184L186 195V197H188L191 201L193 202H197V203H202L204 206H208V207H212L216 204V207L217 209L215 210V213L217 212V219L219 220V222L225 220L226 222H231L234 218H237V219H241L242 217H250L252 216V219L254 218H257L258 216L261 215V217H258L257 219H255L256 221L255 222V226H253V228H246V226H242V227H239V228H234L232 229L233 232L235 231V234L236 235H239V236H243V234L245 236L249 235L251 236V234H253L252 236L253 237H261L262 234H264V191L260 190L259 189H262L264 190V176H260V174L264 175V172L263 173H258V176L259 178L257 179V181L259 182H256L255 180V177H253L252 179H250L251 177L249 176V178L247 180H245L246 178H243L242 175L241 177H239V175L241 174L240 171L241 169H246V167L248 168L247 171L249 172V174H256L255 171L256 169L251 167V165L248 163V162H257L259 164H261L262 166H264V137L261 136L259 137L260 135H264L263 133V130H264V123L262 124V121L264 122V111H262V109H264V105H260L262 103H259V105H255L256 107H260L258 109H252V108H249V107H243V112L245 114V117L248 118L246 121L244 115H243V112H242V109L241 111L239 112V107H234L232 106L229 102H225L224 103V106H225V109L227 107H230V109H223L224 106L222 105V101H220V95H219V90L217 92V90L213 93L215 94H212L211 96L212 97H208L206 96V93L203 92V90H199V88L197 87H194ZM154 85V86H153ZM158 85V86H157ZM157 86V87H155ZM156 89H155V88ZM159 88V90L157 89ZM162 88V90H161ZM132 89V88H131ZM235 89L231 92L232 94L234 93L235 94ZM4 94H3V93ZM184 92V93H183ZM217 92V94H216ZM7 93V94H6ZM174 93V94H175ZM202 93V94H201ZM15 94V95H14ZM19 94V95H18ZM200 94V95H199ZM231 94V95H232ZM6 95V96H5ZM23 95V96H21ZM25 95V96H24ZM205 95V96H204ZM216 95V96H215ZM21 96V97H20ZM182 96V97H181ZM184 96V97H183ZM201 98H200V97ZM6 97V98H5ZM11 97H14V98H11ZM203 97V98H202ZM206 97V98H205ZM9 98V99H8ZM24 98V99H23ZM188 98V99H187ZM215 98V99H214ZM210 99V100H209ZM217 99V100H216ZM14 100V101H13ZM17 100V101H16ZM144 101V102H142ZM210 101V102H209ZM212 101V102H211ZM215 101V102H214ZM6 102V104H4ZM16 104H15V103ZM141 102V103H140ZM206 102L208 104H206ZM182 106H181V105ZM204 104V105H203ZM217 104V105H216ZM222 106H221V105ZM228 106H227V105ZM5 105V106H4ZM8 105V106H7ZM217 106V108L219 109V112H223L224 111V115H222V118L223 116L225 118H221V121H219L220 123H218V121H213L211 123H206L205 121L202 122V120L200 118L197 117V115H189L188 113H186V111L188 110L189 112H193V113H203V112H206L205 110L210 108V106ZM230 105V106H229ZM161 106V107H160ZM136 107V108H135ZM235 108L234 112H233V109L231 108ZM263 107V108H262ZM5 108V109H4ZM7 108V109H6ZM11 109L12 111L8 110ZM15 109V110H13ZM222 109V110H221ZM261 109V110H259ZM7 110V111H6ZM186 110V111H185ZM202 110V111H201ZM207 110V112H208ZM211 110V109H210ZM209 110V111H210ZM221 110V111H220ZM249 110V112H252V113H249L247 112ZM252 110V111H250ZM254 110V111H253ZM10 112V114L6 113V112ZM235 111H236V114H235ZM238 111V112H237ZM258 112L259 115H257L256 112ZM261 111V112H259ZM3 112H4V115H3ZM160 112V113H159ZM162 112V113H161ZM232 112V114H235V117L234 115L232 116H229L230 113ZM12 113V114H11ZM16 113V112H15ZM140 113V114H139ZM158 113V114H157ZM199 113V115H200ZM227 113V114H225ZM240 113V114H239ZM160 114V116H159ZM164 114V115H163ZM239 114V115H238ZM247 114H251V116H246ZM257 115L259 118H256V119H259L260 121V127H259V121L257 120L254 121L252 120V116L254 115ZM263 116H262V115ZM10 115V116H9ZM243 115V116H242ZM255 115V116H256ZM5 116V117H4ZM7 116V117H6ZM154 116V118H153ZM167 116V117H165ZM188 116V117H187ZM242 118H241V117ZM262 116V117H261ZM8 118L6 120H8L9 122L7 123V121L4 119V118ZM11 117V118H10ZM164 119H163V118ZM231 117V118H230ZM240 117V118H239ZM245 119H244V118ZM160 118V119H158ZM161 118L163 119L162 122L161 121ZM188 118V119H187ZM193 118V119H192ZM233 118V120H232ZM262 118V120H261ZM4 119V120H2ZM154 119V120H153ZM169 119V120H168ZM195 119V120H194ZM226 119V120H225ZM239 119V121L237 120ZM255 119V120H256ZM153 120V122L151 121ZM159 120V121H158ZM184 120V121H183ZM194 123H193V121ZM223 120V122H222ZM236 120V121H235ZM243 122H242V121ZM136 122H138V117L134 120ZM149 121V122H148ZM155 121V122H154ZM187 121V122H186ZM200 121V122H199ZM225 121V122H224ZM250 121V122H249ZM160 122V123H159ZM198 122V125H196ZM247 122H249V124H247ZM139 123H142V121L139 119ZM155 123V124H153ZM205 123L207 124V126H209L206 130V125ZM217 125H216V124ZM227 123V124H225ZM144 124V123H143ZM194 124V125H193ZM199 124H201L200 126L201 127H198ZM205 126H204V125ZM222 124H225L223 125L224 127L227 126V127H220V125ZM247 125L245 127V125ZM262 124V125H261ZM219 125V126H218ZM258 125V126H257ZM131 127V128H130ZM155 127V128H156ZM193 127V129H192ZM195 127H198L200 129H202V132L200 129H195ZM217 127H220V128H217ZM259 127V128H258ZM262 127V129H261ZM212 128H214L213 130H211ZM224 128V129H223ZM7 130H8V133H7ZM196 130H199L200 132L196 131ZM206 130V132H205ZM216 130V131H215ZM231 130V131H230ZM205 134H204V132ZM208 131V132H207ZM210 131V133H209ZM233 131V132H232ZM243 131V132H241ZM250 133H249V132ZM196 132V133H195ZM198 132V133H197ZM212 132H216L215 134H213L214 138L211 137V134ZM237 132V133H236ZM248 132V134H247ZM259 132V133H258ZM263 134H262V133ZM179 133V134H177ZM202 133V134H201ZM231 135H230V134ZM243 133V134H242ZM246 133V135H245ZM162 134V135H161ZM174 134V135H173ZM239 134V135H237ZM8 135V136H7ZM221 135V136H220ZM234 135V136H233ZM241 135V136H240ZM244 135V136H243ZM250 135H252L253 137H251ZM255 135H257V137L255 138ZM141 136V137H139ZM175 136V137H174ZM210 136V137H209ZM247 136H249L248 138H246ZM4 137V138H3ZM161 137V138H160ZM169 137V138H168ZM173 137V138H172ZM253 139V141L251 140V138ZM142 138H145L144 139V142L143 141H140V139ZM160 138V139H158ZM178 138V139H177ZM259 138V139H258ZM156 139V140H155ZM164 139V140H163ZM186 139V138H185ZM256 139V140H255ZM262 139V140H261ZM6 140V141H5ZM220 140V141H219ZM260 140V141H258ZM9 141V142H7ZM154 141V142H152ZM186 141V140H184ZM216 141V142H215ZM255 141V142H254ZM257 141V142H256ZM4 144H3V143ZM138 142V143H137ZM143 142V143H142ZM182 142V143H181ZM201 142V144H199ZM205 142V143H204ZM222 142V143H221ZM224 142V143H223ZM228 142V143H227ZM234 142V143H233ZM260 142V143H259ZM127 143L129 145H127ZM150 143V144H149ZM176 147H175V145ZM202 143L204 145H202ZM253 143H256V144H253ZM8 144V145H7ZM115 144V145H114ZM113 146L117 147L118 145V142L117 143H114ZM140 144V145H139ZM152 144V146H150ZM212 144V145H210ZM227 146H226V145ZM250 144V145H249ZM252 144V145H251ZM260 144V145H259ZM262 144V145H261ZM145 145V147H144ZM158 145V146H157ZM208 145V147H207ZM210 145V146H209ZM232 145V146H231ZM235 145V147H233ZM139 146V147H138ZM204 146V147H203ZM32 147V148H31ZM127 147V149H126ZM141 147V148H140ZM147 147V149H146ZM150 147V148H149ZM153 149H152V148ZM210 147V148H209ZM221 149H226L228 152H230L228 155H231L228 157L227 160H229L230 162H228L227 160L224 161V162H219V159L221 158V155L219 153V150L220 148ZM233 147V148H231ZM29 148V149H28ZM31 148V149H30ZM117 148V149H118ZM140 148V149H139ZM167 148H170V149H167ZM197 151H196V149ZM209 148V149H208ZM235 148V149H234ZM238 150H237V149ZM241 148L243 150V152L241 151ZM11 149V150H10ZM125 149V150H124ZM143 149V150H142ZM145 149V151H144ZM149 149V150H148ZM152 152H151V150ZM194 149V150H193ZM255 149V150H254ZM3 152H2V151ZM21 150V151H20ZM132 150V151H131ZM141 150L143 151L141 153ZM200 152H199V151ZM35 151V152H34ZM150 151V152H148ZM221 151V150H220ZM240 151V152H238ZM255 151V152H253ZM13 152V153H12ZM131 152V153H130ZM192 152V153H191ZM199 152V153H198ZM204 152V153H203ZM232 152L233 153H237V154H240L241 156H234L232 155ZM21 153V154H20ZM31 153V154H30ZM38 153V154H37ZM120 153V152H119ZM127 153V154H125ZM154 153V154H153ZM184 154V157L185 160H187L189 158V160L191 159V164L189 165L188 169L186 170L187 172L185 173L186 175L182 176V178L184 179H178L177 177H175V180H174V177H172L173 175H170L168 174V164L171 162V160L173 158H177L178 154ZM217 153V154H216ZM246 153V154H244ZM250 153V155L248 156V154ZM252 153H255V154H252ZM121 154V153H120ZM148 156H147V155ZM209 154V155H208ZM212 154V155H210ZM9 155V156H8ZM32 155V156H31ZM40 155V156H39ZM131 155V156H130ZM174 155V156H173ZM196 155V156H195ZM207 155V156H205ZM247 155V156H245ZM252 155V156H251ZM257 155V156H256ZM6 156V157H5ZM42 156V158H40ZM146 156V157H145ZM151 156V158H150ZM155 156V158H154ZM173 158H172V157ZM212 156V157H211ZM10 157V158H9ZM16 157V158H15ZM40 158V162L38 161L39 158ZM153 157V158H152ZM215 157V158H214ZM220 157L218 159V162H217V158ZM231 157V159H230ZM243 159V160H238L237 159ZM252 159H251V158ZM262 157V158H260ZM14 158V159H13ZM37 158V159H36ZM112 158V160H110ZM145 158V160H143ZM214 158V159H213ZM236 158V160H235ZM256 158L257 161L254 159ZM6 159V160H5ZM8 159V162H6ZM148 159L152 160L153 162L151 161H148ZM199 159V160H198ZM210 159V162L209 160ZM216 159V160H215ZM249 159V160H248ZM254 159V160H253ZM262 159V160H261ZM3 160H5L3 162ZM43 160V163H41V161ZM259 160V161H258ZM115 161V162H114ZM211 161H214V162H211ZM231 161H234L232 162L231 164ZM241 161V162H240ZM244 161H246V165L244 163ZM248 161V162H247ZM263 161V162H262ZM5 162L7 164H5ZM9 162H11L10 164H8ZM109 162V163H108ZM148 162V163H147ZM151 162V163H150ZM217 162V163H216ZM240 162V163H239ZM145 163V164H144ZM196 163V164H195ZM202 163V164H201ZM208 163V164H206ZM216 163V164H214ZM234 163V164H233ZM242 163V166L240 168V166L238 167L237 164H240L241 165ZM30 164V165H29ZM60 164V163H59ZM63 164V163H62ZM65 164V163H64ZM119 164V166H118ZM154 164V165H153ZM206 164V165H205ZM214 166L212 167L211 165ZM244 164V165H243ZM9 167H8V166ZM23 165V166H22ZM36 165V167H35ZM122 165V166H121ZM196 165V166H195ZM220 165V166H219ZM13 168H12V167ZM32 166V167H31ZM57 166V167H56ZM70 166V168H69ZM145 166V167H143ZM200 168H198V167ZM202 166H205V167H202ZM244 166V168H243ZM60 167V169L58 168ZM98 167V168H97ZM107 167V168H106ZM149 167V168H148ZM194 167V168H193ZM210 167L211 169V177H208L207 175V169ZM228 167V168H227ZM231 167V168H229ZM12 168V169H11ZM41 168V169H40ZM44 170H43V169ZM65 168V169H64ZM106 168V169H105ZM124 168V169H123ZM217 170V171H215ZM222 168V169H221ZM235 168V172L236 171H239V173H232L234 170H231V169H234ZM252 168L255 170H252ZM9 169V170H8ZM14 169V170H13ZM59 169V170H58ZM67 169V170H66ZM100 169V170H99ZM103 169V170H102ZM145 169V171H144ZM226 169H228L229 171H227ZM11 170H13L11 172ZM20 170V171H19ZM25 170V171H24ZM57 170V171H56ZM63 170H66V171H63ZM72 170V169H71ZM92 170V171H91ZM115 170V171H114ZM191 170V171H190ZM200 170V171H199ZM214 170V172L212 171ZM41 171V172H40ZM56 171V172H55ZM95 171V173H94ZM100 171V172H99ZM103 171V173H102ZM141 171L143 173H141ZM147 171V172H146ZM203 171V172H202ZM225 171V173H224ZM24 172V173H23ZM31 174H29V173ZM62 172V173H61ZM66 172V173H65ZM139 172V174L137 173ZM218 172H220L218 174ZM223 172V173H222ZM20 173V174H19ZM56 173V175H55ZM90 173V174H89ZM102 173V174H101ZM137 173V174H136ZM145 173V174H144ZM147 173H150L152 175L149 174V176L146 177V175H148ZM193 173V174H192ZM196 173V174H195ZM215 173V174H214ZM222 173V174H221ZM228 173V174H227ZM26 174V175H25ZM63 174V175H62ZM70 174V173H69ZM89 174V176H88ZM93 174V175H92ZM99 174V175H98ZM112 174V175H111ZM155 174H157L158 176H156ZM205 174V175H204ZM233 174V175H232ZM20 175H22L20 177ZM52 175V176H51ZM59 175V176H58ZM98 175V176H97ZM109 175V176H108ZM130 175V176H129ZM134 175V176H132ZM142 175V176H141ZM144 175V176H143ZM189 175V176H188ZM214 175V176H213ZM218 175V176H217ZM232 175V176H230ZM5 176V177H4ZM18 176V177H17ZM30 176V177H29ZM56 178H55V177ZM81 176V177H79ZM140 176V177H139ZM156 176V177H155ZM205 176V177H204ZM215 176L216 178L218 179H215ZM238 178H237V177ZM25 179H24V178ZM52 177V179H51ZM59 177V178H58ZM65 177V178H64ZM69 177V178H68ZM77 177V178H76ZM90 177V178H89ZM111 177V178H110ZM138 179L139 177V181L136 179ZM153 180H158L160 177V179L158 181H154ZM172 177V178H171ZM187 177V179H186ZM201 177V178H200ZM261 177V178H260ZM48 178V180H47ZM68 178V179H67ZM95 178V179H94ZM149 178V179H147ZM194 178V179H193ZM214 178V179H212ZM221 178V179H220ZM30 181H29V180ZM56 179V180H55ZM63 179V180H62ZM78 179V180H77ZM110 179V180H109ZM143 179V180H142ZM193 179V180H192ZM207 179V182L206 180ZM236 179V180H234ZM243 179V180H242ZM2 180V181H1ZM23 180V181H22ZM27 180V181H26ZM46 180V181H45ZM77 180V181H76ZM127 180V181H126ZM163 180V181H162ZM165 180V181H164ZM209 180V181H208ZM217 180V181H216ZM219 180V181H218ZM230 180V182H229ZM22 181V182H21ZM26 181V182H25ZM103 181V182H102ZM105 181V182H104ZM141 181V182H140ZM152 181V182H151ZM206 183H205V182ZM214 181V182H213ZM241 181V182H239ZM247 181V183L245 182ZM253 181V182H252ZM68 182V183H67ZM138 182V183H137ZM156 182V184H155ZM167 184H166V183ZM192 182V183H191ZM203 182V183H202ZM214 184V186H212V183ZM217 182V183H215ZM219 182V183H218ZM239 182V185L238 183ZM244 182V183H243ZM250 182V184H248ZM253 185H252V183ZM70 183V184H69ZM128 183V184H127ZM161 183V184H160ZM163 183V184H162ZM165 183V185H164ZM195 183V184H193ZM221 183V184H220ZM237 183V184H236ZM255 183V184H254ZM3 184V185H2ZM5 184V185H4ZM15 184V185H14ZM68 184V185H67ZM87 184V185H86ZM206 184H208L206 186ZM211 184V185H210ZM220 186H219V185ZM229 184V185H228ZM246 184V185H245ZM8 185V186H7ZM22 185V186H21ZM28 185V186H27ZM32 185V186H30ZM37 185V184H36ZM85 185V186H84ZM102 185V186H101ZM107 185V186H106ZM161 185V187L159 186ZM163 185V186H162ZM190 185V186H189ZM245 185V186H244ZM39 187V185H37ZM87 186V187H86ZM146 186V187H145ZM157 186V187H156ZM168 186V187H167ZM171 186V187H170ZM236 186V187H235ZM240 186H244L245 189H247L248 187L252 190L251 192L254 193L253 195L256 197H254L251 194H249L248 198H252L253 201H251L252 199L248 200V201H243V200H239L238 202H233V196H231V194H236L239 192V190H242L243 187L241 188ZM255 187V188H252ZM4 187V189H3ZM78 187V188H77ZM80 187V189H79ZM89 187V188H88ZM100 187V188H99ZM138 187V188H137ZM162 187L165 189L163 190ZM173 187V188H172ZM201 187V188H200ZM205 187H209V188H205ZM213 187V188H212ZM238 187V188H237ZM258 187V188H257ZM261 187V188H260ZM34 188V189H33ZM74 188V189H72ZM161 188V189H160ZM169 188V189H168ZM239 189L238 191L236 189ZM258 191H257V189ZM2 189V190H1ZM8 189V190H7ZM30 189V190H29ZM33 189V190H32ZM172 189V190H171ZM173 189L175 190V192L173 191ZM188 189V190H187ZM193 189V190H192ZM200 189H202V192L200 191ZM205 189L207 190L205 192ZM214 189V191H212ZM253 189L255 190L253 192ZM7 190V191H6ZM32 190V191H31ZM94 190V191H93ZM109 190V191H108ZM147 190V191H146ZM233 190V191H232ZM17 191V192H16ZM28 191V192H27ZM30 191V192H29ZM86 191V192H85ZM107 191V192H106ZM126 191V192H125ZM140 191V192H139ZM171 191V192H169ZM198 191V192H197ZM261 193V196L260 194L258 195L257 193ZM28 194H27V193ZM35 192V195H33ZM110 192V193H109ZM143 192V193H142ZM212 192V193H211ZM234 192V193H233ZM2 193V194H1ZM13 193V194H12ZM174 193V194H173ZM199 193H202V194H199ZM211 193V194H209ZM27 194V195H26ZM31 194V195H30ZM84 194V195H83ZM93 194V196H92ZM100 194V195H99ZM190 194V195H189ZM206 195V197L204 195ZM257 194V195H256ZM3 195V196H2ZM30 195V196H29ZM71 195V196H70ZM78 195V196H77ZM114 195V196H113ZM156 195V196H155ZM158 195V196H157ZM165 195V196H164ZM167 195V196H166ZM175 195V196H174ZM197 195V196H196ZM201 195L202 197L200 198ZM209 195H212V196H209ZM251 195V197H250ZM32 196H35V197H32ZM83 196V197H82ZM110 196V197H109ZM140 196V197H139ZM169 196V197H168ZM192 196V197H191ZM204 196V197H203ZM231 199H230V197ZM253 196V197H252ZM12 197V198H11ZM21 197V198H20ZM78 197V198H77ZM96 197V198H95ZM173 197V198H171ZM227 197V198H226ZM263 199H262V198ZM9 198H10V202H9ZM56 198V199H55ZM63 198V200H62ZM66 198V199H65ZM74 198V199H73ZM196 198V200L194 199ZM204 198V199H202ZM225 198V199H224ZM255 198V199H254ZM260 198V199H259ZM23 199V200H22ZM33 199V200H32ZM58 199V200H57ZM62 202L61 204L60 201ZM113 199V200H111ZM159 199V200H157ZM165 199V200H164ZM170 201H168V200ZM172 199V200H171ZM201 199V200H200ZM3 200V201H2ZM31 200V201H30ZM56 200V201H55ZM65 200V201H64ZM70 200V203L69 201ZM82 200V201H81ZM157 200V201H156ZM211 200V201H210ZM222 200V201H220ZM229 200H232L229 202ZM260 203L257 205V201ZM261 200V202H260ZM55 201V202H54ZM59 201V202H58ZM115 201V202H114ZM138 201V202H137ZM163 201V202H162ZM166 203H165V202ZM253 204L256 202V204L252 206V209L250 207H248L249 205L248 204H251L250 202ZM263 201V202H262ZM12 202V203H11ZM21 202V203H20ZM25 202V203H24ZM53 202V204H52ZM64 202H66L67 204H65ZM73 202V204H72ZM82 202V203H81ZM91 202V203H90ZM158 202V203H157ZM160 202V203H159ZM180 202V204H179ZM183 202V203H182ZM206 202H209V203H206ZM241 202V203H240ZM244 202V204L242 203ZM247 202V203H246ZM11 203V204H10ZM57 203V205H56ZM107 203V204H106ZM175 203V204H174ZM215 203V204H214ZM221 203V205H219ZM233 203V204H231ZM238 203V204H237ZM240 203V204H239ZM4 204V205H3ZM8 204V205H7ZM19 204V205H18ZM25 204V205H24ZM27 204V205H26ZM55 204V205H54ZM70 206H69V205ZM156 204V205H155ZM161 204V205H160ZM201 204V205H202ZM206 204V205H205ZM209 204V205H208ZM227 204V205H226ZM237 204V205H235ZM242 204V205H241ZM246 204V205H245ZM54 205V206H53ZM62 205V206H61ZM113 205V206H112ZM131 205V206H130ZM165 205V206H164ZM173 205V206H172ZM186 205V204H184ZM247 206L248 208H245V206ZM5 206V207H3ZM6 206H8V210L6 208ZM19 206V207H18ZM49 206H52V207H49ZM57 206L58 209H57ZM61 206V207H60ZM69 206V207H67ZM86 206V207H85ZM162 206V207H161ZM172 206V207H171ZM231 208H230V207ZM243 208H242V207ZM55 207V208H54ZM65 207V208H63ZM105 209H103V208ZM180 207V208H179ZM226 209H225V208ZM228 207V208H227ZM257 208H260L261 209L258 211ZM5 208V209H4ZM18 208V209H17ZM72 208V209H71ZM79 208V209H78ZM100 208V209H99ZM129 208V209H128ZM166 208V209H165ZM169 208V209H168ZM178 208V210H177ZM224 208V209H223ZM236 210H235V209ZM245 208V209H244ZM253 208H255L253 210ZM20 209V210H19ZM44 209H47L44 211ZM53 209V210H52ZM54 209H55V213H54ZM60 209H62V211H60ZM64 209V210H63ZM66 209V210H65ZM70 209V210H69ZM183 209V211H182ZM218 209H219V212H218ZM240 209V210H239ZM245 210V213L243 210ZM12 210L14 211L12 213ZM18 210V211H17ZM50 210V211H49ZM79 210V211H78ZM96 210V212L94 211ZM103 210V211H102ZM162 210L164 211V214L162 216ZM167 210V212H166ZM169 210V211H168ZM173 210V211H172ZM186 211V214H185V211ZM225 210V211H223ZM229 210V211H228ZM233 210V211H232ZM238 210L240 212H238ZM20 211V212H19ZM49 211V213L47 212ZM52 211V212H51ZM57 211V212H56ZM67 211V212H66ZM180 211V212H179ZM184 213H182V212ZM235 211V212H234ZM243 211V212H241ZM252 211V212H251ZM256 211V212H254ZM44 212H47V213H44ZM88 212V213H87ZM122 212V213H121ZM125 212V213H124ZM127 212V213H126ZM129 212V213H128ZM173 212V213H172ZM3 213V214H2ZM10 213V214H9ZM15 213V215H14ZM53 213V214H52ZM81 213V214H80ZM85 213V214H84ZM121 213V214H120ZM172 216H171V214ZM179 213V214H178ZM183 216H185L184 218H187L186 222H184V218L182 217V214ZM219 213V214H218ZM237 213V214H236ZM241 213V214H240ZM248 213V214H246ZM254 213V214H253ZM256 213V214H255ZM13 214V215H12ZM45 214H48V215H45ZM88 214V215H87ZM99 214V215H98ZM130 214V215H129ZM135 214V215H134ZM141 214V215H140ZM245 215V216H242ZM5 217H4V216ZM68 215V216H67ZM111 215V216H110ZM161 215V216H160ZM166 215V216H165ZM168 215V216H167ZM181 215V216H180ZM188 215V217H186ZM237 215V216H236ZM240 217H239V216ZM256 215V216H254ZM12 216L14 218H12ZM16 216V217H15ZM38 218H36V217ZM42 216V217H41ZM87 216V217H86ZM100 216V217H99ZM102 216V217H101ZM122 216V217H121ZM131 216V217H130ZM136 216V217H135ZM142 216V217H141ZM227 216V217H226ZM55 217V218H54ZM106 217V218H105ZM127 217V218H126ZM177 217V218H176ZM180 217V218H179ZM189 217H190V220H193V222L197 223V224H194L192 221H191V224L190 222L188 223L187 221H190L189 220ZM11 218V219H10ZM65 218V219H64ZM125 218V219H124ZM157 218V219H156ZM166 218V219H165ZM16 219V220H15ZM21 219V220H20ZM27 219V220H26ZM96 219V220H95ZM120 219V220H119ZM139 219V220H138ZM174 220V221H170V220ZM182 219V220H181ZM7 220V221H6ZM64 220V221H63ZM114 220V221H113ZM124 220V221H123ZM127 220V221H126ZM142 220V221H141ZM160 220V222H159ZM167 220V221H166ZM208 220V219H207ZM206 220V221H207ZM11 221V222H10ZM22 221V222H20ZM26 221V222H25ZM36 221V222H35ZM146 221V222H145ZM149 221V222H148ZM155 221V222H154ZM158 221V222H157ZM169 221V223H168ZM177 221V223H176ZM15 222V223H14ZM17 222V223H16ZM75 222V223H74ZM81 222V224H80ZM115 222V223H114ZM143 222V223H142ZM175 224H174V223ZM201 224H199V223ZM7 223V224H6ZM11 223V224H10ZM22 223V224H21ZM38 223V224H37ZM130 223V224H129ZM139 223V225H138ZM155 223V224H154ZM158 225H157V224ZM160 223V224H159ZM184 223V224H183ZM193 223V224H192ZM206 223V222H205ZM19 224V225H18ZM25 224V225H24ZM60 224V225H59ZM122 224V225H121ZM151 226H150V225ZM178 225L176 226V228H174L175 226L174 225ZM205 226V230L204 229V225ZM258 224V226H257ZM22 225V226H21ZM28 225V227H27ZM31 225V226H30ZM70 225V226H69ZM155 225V226H154ZM198 225V226H197ZM203 225V226H202ZM7 226V227H6ZM9 226V227H8ZM15 226V227H14ZM37 226V227H36ZM62 226V227H61ZM84 226V227H83ZM167 226V227H166ZM174 226V227H173ZM192 226V227H190ZM201 226L203 227L202 229L205 230L204 234L207 235L208 237L210 236V238L212 239L213 235L216 237L214 239L215 241L211 240L210 238H207V236H205L203 233H202V229ZM5 227V228H4ZM31 227V228H30ZM67 227V228H66ZM94 227V228H93ZM98 227V228H97ZM144 227V228H143ZM154 228V231L152 230ZM178 227V228H177ZM180 227V228H179ZM196 227V228H195ZM14 228V229H13ZM26 228V229H25ZM58 228V229H57ZM148 228H149V231H148ZM157 228V229H155ZM162 228V229H161ZM195 228V230H193ZM199 228V229H198ZM16 229V230H15ZM20 229V230H18ZM91 229V230H90ZM95 229V230H94ZM111 229V231H110ZM161 229V230H160ZM198 229V231L200 230L201 231V234L198 233V231H196ZM237 229H241L242 233L240 232L239 233V230ZM7 230V231H6ZM15 230V231H14ZM26 230V231H24ZM28 230V231H27ZM30 230V231H29ZM77 230V231H76ZM106 230V231H105ZM146 230V231H145ZM152 230V231H151ZM166 230V231H165ZM168 230V231H167ZM188 230V231H187ZM237 230V231H236ZM5 231V232H4ZM20 231V232H18ZM24 231V232H23ZM91 231V232H90ZM97 231V232H96ZM108 231V232H107ZM180 231V232H179ZM184 231V232H183ZM199 231V232H200ZM244 231V232H243ZM247 231V232H246ZM8 232V233H7ZM13 234H12V233ZM22 232L24 234H22ZM81 232V233H80ZM113 232V233H112ZM122 232V233H121ZM152 234H151V233ZM162 232V233H161ZM164 232V234H163ZM171 232V233H170ZM191 232V233H190ZM193 232V233H192ZM197 232V233H196ZM249 232V233H248ZM29 236H28V234ZM41 235H40V234ZM62 233V235H61ZM109 233V234H108ZM119 233V234H118ZM157 233V234H156ZM184 233V234H183ZM190 235V240L188 239V242L185 241L187 240V237L185 235ZM217 233L219 234L218 237H217ZM247 233V234H246ZM15 234V235H14ZM31 234V235H30ZM37 234V235H36ZM40 236H39V235ZM73 234V235H72ZM122 234V235H121ZM157 237L158 235L161 236L159 237L158 239H161L159 242L161 243V246H160V243L158 245L159 249H157L154 245V241H152L156 235ZM172 234V235H171ZM200 235L198 236L199 237V240L198 238L196 239V237L194 239L191 240V236L194 237L195 235ZM203 234V235H202ZM256 236H255V235ZM10 235V236H8ZM35 235V236H34ZM91 235V236H90ZM99 235V236H98ZM111 235V237H110ZM149 237L152 236V240H150L151 242H148L149 238H145L146 237ZM154 235V237H153ZM183 235V236H182ZM212 235V236H211ZM258 235V236H257ZM8 236V237H7ZM22 236L24 237V240L22 238ZM32 236V237H31ZM42 236V237H41ZM74 236V238H73ZM170 236V238H168ZM203 236H205V238H203ZM219 236L220 237H223L221 238V240L219 239ZM14 237V238H13ZM18 237V238H17ZM20 237V238H19ZM104 237V238H103ZM120 239H119V238ZM165 237V238H163ZM173 237V238H172ZM2 238V239H1ZM10 238V240H9ZM28 238V239H27ZM40 238V239H39ZM47 238V239H46ZM94 238V239H93ZM144 238L147 240L144 241ZM166 238H168V243L165 242L166 241ZM178 239L176 240L177 242V246L174 245L175 244V239ZM182 238V239H181ZM186 238V239H184ZM264 238V237H263ZM17 239V240H16ZM27 239V240H26ZM31 239V240H30ZM33 239V240H32ZM35 239V240H34ZM54 239V240H53ZM61 239V240H60ZM63 239V240H62ZM90 239V240H89ZM151 239V237H150ZM165 239V241L163 240ZM174 239V240H173ZM200 239L202 240L203 239V242L200 241ZM13 240V241H11ZM51 240V241H50ZM125 240V242H123ZM139 240V241H138ZM144 244H142V241ZM162 240H163V243H162ZM174 241V244H172ZM183 240V244L180 243V241ZM195 240L196 243H193V241ZM204 240H207L209 242L206 241L207 245L209 244L210 245V248H209V245L207 246L205 243H204ZM218 240V241H217ZM220 240V241H219ZM257 240L259 241L260 238ZM24 241V242H23ZM26 241V242H25ZM38 241V242H36ZM41 241V243H40ZM48 241V243H47ZM49 241L51 244H49ZM88 241L90 244H88ZM91 241V242H90ZM106 241V243H105ZM179 241V243H178ZM185 241V242H184ZM200 242L199 244L201 245L202 243V247L200 246L201 249H203L204 251H206V253L202 252V250L198 247L199 245L197 244V242ZM223 241V242H221ZM262 241V242H261ZM16 242V243H14ZM35 242L37 244H35ZM53 242V244H52ZM71 242V243H70ZM102 244H100V243ZM141 242V243H140ZM166 244H165V243ZM170 242H171V246L170 248L168 247V249H166L167 247H163V246H166L167 244L170 245ZM188 245H187V243ZM189 242L190 245H189ZM212 242V243H211ZM216 242V243H215ZM221 242V243H219ZM261 244L264 245V240H260L259 241ZM10 243V245H9ZM12 243V244H11ZM18 243V244H17ZM32 243V244H31ZM40 243V244H38ZM45 243V244H44ZM116 243V244H115ZM148 243V244H147ZM149 243L151 245H149ZM186 243V244H185ZM224 243V244H223ZM21 244V245H20ZM49 246H47V245ZM55 244V245H54ZM73 244V245H72ZM88 244V245H87ZM108 244V245H107ZM142 244V245H141ZM181 244V246L179 245ZM192 244V245H191ZM197 244V245H196ZM212 244V245H211ZM217 244V245H216ZM220 244V245H219ZM223 246H226L227 247H222ZM228 244L230 246H228ZM14 245V246H13ZM20 245V247H19ZM44 245V247H43ZM122 245V246H121ZM149 245V246H147ZM158 252H155V249L154 247ZM172 245L175 247H173V250H172ZM187 246L185 248V246ZM197 246L196 248L194 246ZM9 246V247H8ZM23 246V247H22ZM36 246V247H35ZM39 246V247H38ZM46 246V247H45ZM96 246V247H95ZM152 246V247H150ZM182 248H180V247ZM185 249H189L186 252ZM188 246H193L192 248H194V252H193V249L191 247H188ZM207 247V249L205 247ZM221 246V247H220ZM235 248L233 250H236L238 252H235L233 251L232 252V249L230 247ZM236 246V245H235ZM3 247V248H2ZM12 247H14L12 249ZM71 247V248H70ZM85 247V248H84ZM102 247V248H101ZM142 247V248H141ZM148 247V248H147ZM150 247V248H149ZM163 247V248H162ZM178 247V248H177ZM229 247V248H228ZM25 248V249H24ZM35 248V249H34ZM49 248V249H48ZM56 248V249H55ZM79 248V249H78ZM112 248V249H111ZM124 248V249H123ZM141 248V251H139L138 249ZM206 250H205V249ZM212 248V249H211ZM217 250H216V249ZM219 248V249H218ZM67 249V250H66ZM84 249V250H83ZM117 249V250H116ZM146 249V250H145ZM148 249L150 250V252L148 251ZM154 249V250H153ZM163 249L165 251H163ZM171 249V250H170ZM178 249V250H177ZM179 249H182L180 250L179 253H183V257L180 256L182 254H177ZM191 249V250H190ZM211 249V250H210ZM229 250V253L231 254L229 256V253L225 252L226 250ZM22 250H25V251H22ZM34 250V251H33ZM48 250V251H46ZM55 250V251H54ZM61 250V251H60ZM72 250V251H71ZM84 252H83V251ZM101 250V251H100ZM177 252H176V251ZM201 250V252H200ZM221 252H220V251ZM226 253L222 254L223 251ZM227 250V251H228ZM30 251V252H28ZM39 251V252H38ZM100 251V252H99ZM123 251V252H122ZM147 251V252H145ZM155 253H154V252ZM163 253H162V252ZM208 251V252H207ZM214 251V252H213ZM22 252V254H21ZM27 252V253H26ZM105 252V253H103ZM108 252V253H107ZM165 252V253H164ZM172 252L173 254H170ZM189 252H193V253H189ZM211 252V253H210ZM13 253V254H12ZM17 253V254H16ZM36 253V254H35ZM74 253V254H73ZM162 253V254H161ZM169 254L171 256V259L169 257ZM190 255H189V254ZM197 253V254H196ZM199 253V254H198ZM201 253V254H200ZM207 254L206 256L203 255L204 257H202V254ZM12 254V255H11ZM28 254V255H27ZM31 254V255H29ZM39 254V255H38ZM93 254V256H92ZM95 254V255H94ZM102 254V255H101ZM164 254V255H163ZM169 257L170 260L168 261V257ZM178 255L176 258V255ZM187 254V257L184 256ZM192 254V256H191ZM193 254H196L195 256L198 258V256L200 257L201 255V259L203 260H197V258L193 255ZM222 256H221V255ZM228 254V255H227ZM236 256H235V255ZM11 255V256H10ZM25 255V256H23ZM27 255V256H26ZM36 258L33 259L34 257ZM36 255V256H35ZM48 255V256H47ZM79 255V257H78ZM163 255V256H162ZM219 255V257L221 256L223 258V260H220L222 259L220 257L219 260H217L216 258H219L217 257ZM224 255H227V257ZM232 255L234 257H232ZM238 255V256H237ZM241 255V256H239ZM10 256V257H9ZM62 256V257H61ZM72 256V257H71ZM75 256V258H74ZM84 256V257H82ZM119 256H122V258ZM141 256V257H142ZM28 257V259H27ZM33 257V258H32ZM76 257H77V260H76ZM116 257V258H114ZM173 257V258H172ZM189 257V259H188ZM195 257V258H194ZM216 257V258H215ZM239 257V258H238ZM8 258V259H7ZM12 259L10 261V259ZM40 258V259H39ZM74 258V259H73ZM160 258V260H159ZM165 258V259H164ZM183 258H185L183 260ZM187 258V260H186ZM194 260L192 262V260ZM216 260H215V259ZM243 258V259H244ZM34 261H32V260ZM38 259V260H37ZM86 259V260H85ZM113 259V260H112ZM117 259V260H116ZM122 259V260H121ZM151 260L152 262H154V260ZM166 259H167V263H166ZM182 259V261H181ZM200 259V258H199ZM8 260V262H7ZM15 260V261H14ZM19 260V261H18ZM21 260V262H20ZM28 260V261H27ZM41 260V261H40ZM57 260V261H56ZM159 260V261H158ZM189 260L192 262L190 263ZM250 260V259H249ZM23 261V262H22ZM39 261V262H38ZM66 261V262H65ZM70 261V262H69ZM86 261V262H84ZM114 261V262H113ZM158 261V262H157ZM165 261V262H164ZM184 261V262H183ZM212 261V262H211ZM214 261V262H213ZM243 261V262H242ZM2 262V263H1ZM19 262V263H18ZM44 262V263H43ZM54 262V263H52ZM97 262V263H96ZM152 262L148 263V264H152ZM183 262V263H182ZM207 262V263H206ZM82 263V264H83ZM141 263V261L139 262ZM237 263H234V264H237ZM78 264V263H77ZM147 264V262L145 263ZM261 264H264V261L261 262Z\"/></svg>","mask_w":264,"mask_h":264},{"label":"built area","instance_id":"built-area-1","mask_svg":"<svg viewBox=\"0 0 264 264\" xmlns=\"http://www.w3.org/2000/svg\"><path fill=\"white\" fill-rule=\"evenodd\" d=\"M46 186L53 192H56L60 195H64V196L69 195V188L59 182L53 180L47 181Z\"/></svg>","mask_w":264,"mask_h":264}]
</instances>
